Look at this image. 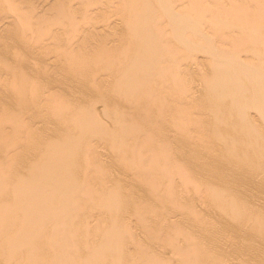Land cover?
<instances>
[{"label": "rangeland", "instance_id": "1", "mask_svg": "<svg viewBox=\"0 0 264 264\" xmlns=\"http://www.w3.org/2000/svg\"><path fill=\"white\" fill-rule=\"evenodd\" d=\"M122 1H124V0H0V119H1V121L3 120L4 124H7L6 127L10 129L11 125L9 123L11 122V119H12V121H14L15 119H17L18 114L21 113L22 115L20 114V116L21 117L23 116V119L24 120L26 119L25 121L27 123L29 120L31 121V122L29 121V123H28L29 126H28L27 124H23L26 122H23L21 117H20V119L23 123L22 122L19 123L18 121H20V120H18V121L16 120L20 125L21 124L24 126L27 125L26 130H24V132H26V131H28V132H26L25 134L29 133V130H31V129L32 130L30 132L32 133V135H35L37 133L35 137L33 136L34 140L31 138L32 136L29 137L30 134H27V138L29 137L28 140L31 139V141H33L32 142V145H33V144H35V140L38 139L36 144L39 141H41L40 143L42 145V149L38 146V148H40V149H38V150L34 149L33 150V146L31 147V143H30L31 141H29V143H30L29 147L30 148L29 147L28 148L31 149L30 150L31 154L29 155V151L25 152L26 154L24 153V151H27L26 147L24 145H26L28 143L23 144V147H21L22 146V143H21V146L18 147L19 149L15 150V151L21 150V152H23V154L26 155L25 159H24L25 156L22 155V157L20 158L21 160L27 161V155H29L28 156L29 159H28L27 163L25 161H23V163H22V161L20 160L19 164L22 163L21 165H25V164L31 165L28 163H30V161L32 162V159L34 158V156H35V158H34L35 160L36 159L40 160V158L38 156H36L38 154L37 151L43 152V150H46L45 147H48L44 144V142L46 141L44 139H48V140L52 139V141H53L54 139L55 140L59 139V137L61 139L62 138L61 136H63V138H64L65 135L62 134L64 132H68L69 133L68 137H70V138L65 137L64 139H66V141H67V139H69V140H71V142H73L72 139H74V138L79 139V140H77V144H75L76 140L73 143H71V142L69 143L68 141L67 142L65 141L66 142L65 143L63 138L61 139V141H59L60 143H57V141L54 140L55 143H57L58 147H59V149H58L57 145L54 144V146L56 145V147H55L56 151L61 152V154H59V155L63 156L65 154L64 156L66 157V153L70 154V156L68 158L66 157L68 159V161H70V159L73 158L74 156L76 157V156L82 155L79 153V151L81 149L87 150V152H89V153H87L86 151H83L84 152L83 153L81 150V153H83V155L84 154L85 155L89 154V155H86L87 157L84 155L85 159L84 158L83 159L86 161V163L82 162V161H84L83 159H82L81 163L86 164V166L82 167V164L79 163L78 165H80L79 166L80 168H78L77 167L78 165H75V164H73V167L71 166L72 163H74L73 159L75 157L73 159H71V161L69 163L67 161V159L63 156L65 162L66 161L68 162V163L66 162L67 163V165H66V163L63 161V163H65L64 166L69 167V169H71V171H67L69 169L65 168L67 171L66 173L72 174V171H74V168L77 170V172H79L78 169H80L79 174L75 171L76 174H78V175H76V174L75 175L77 177L79 176L78 178H76L77 180L76 181L74 180V182H73V180L71 179L72 180V182H71V180L69 179L70 180L69 181L67 178L70 175H67L66 173H64L65 169L62 173H61V171L58 173L56 172L59 169H57L56 171L53 172V170H55L54 169L55 167L53 168L52 166H54V165L49 166V164L54 163V161H52L54 159L52 157L48 156L49 153L46 151L43 152L45 154H43V153L42 154L45 156V158L47 157V159L49 160L48 161L46 159L47 163H45V158H42L43 155L41 156V153L39 154L41 157V163L44 160L45 166L49 163L46 166V168L48 166L51 168V171H50L51 173L49 172L47 174V175L51 174V176H46V174L44 173V172H47L48 169H46V171L43 172L45 175L43 174V176H42V174H41L40 178L44 177V179H42V178L39 179L38 176H37L38 177L37 178L36 177L37 174L36 175L32 174L33 178L29 177L32 169L30 168L31 170L28 171L27 168H29V167L27 165L21 167L19 165L17 166V164L15 163L16 168L17 167L18 168L13 169V167L15 165L14 166L12 165V166H10V167H12V169H13L12 170L9 167L8 163H5V161L2 160L3 159L2 158L3 153H1V151H0V167L4 168L1 170H4V171L6 170L8 172L11 171V173L13 171V173H12L13 175L25 174L24 175L25 177H22V175H18V176L25 178V179H23V181L25 180V182H28V183H29L28 180L30 178L33 179L30 184H32V182H35V180L37 181V179H39V181L37 183L38 184L42 183L43 185L42 184H40V185L35 184L36 182L34 184H35V187H39L42 185V187H39L40 189H42V188L44 189L47 187L45 185L51 184L50 183L51 181L45 180V177H47L46 179H48V177H50L49 179H51L53 177L58 176V180L54 179V180H56L55 181L56 184L54 183V181H52V183H54V185H50V186H53L52 191L54 190V186H58L57 184L62 181V179H60L62 177V175L64 174V176H65V174H66L65 177L67 178V180L63 176L62 178L65 179L66 181L61 182V183H66L68 181L67 187L69 185L70 189L67 187L66 188L71 190V192L68 190L69 191L68 194L70 196L69 195L65 196V194L67 195V189L63 188L62 185L60 186V188L62 187L63 191H66V193L65 192L62 193L63 192L62 190H61L62 192L61 191L56 192L55 191L56 188L52 192L51 187L48 186L47 188L50 189V192L52 194L54 193L53 195H55L56 193L58 194V192L62 193V194H59L60 196L58 195L59 197L56 196L57 195L56 194L55 195L56 198H52L51 197L52 194H48V192L46 191L47 188H46V190L44 189L45 193H43L42 192L43 189L41 190V192H39L40 189L37 188L38 192H36L35 187H32V189L33 188L35 189L32 191L36 194H34L33 192L32 193L35 196H38V199L36 197H34L33 194H31L29 197L30 200L34 199L40 203H41L40 200H42V202H44L46 204V207H45V205L42 206L45 209L44 211H46V213L45 212L44 213L46 215L50 214L49 216H51V215L53 216L55 214V216H53V217L51 216V217L52 218L55 217L54 220L59 217V220H61L63 223L61 222L62 224H60L59 221L56 219L57 221L54 223L58 222L59 226L57 223V226L55 225V227H54L53 226L54 224L53 225L51 224V223H53L54 220L51 217H49L50 219H47L48 216L46 217V215H44V213L42 211L43 208H42V210L39 209L42 211V212H40L38 209H36L33 206L34 205L32 203L33 200H31L30 204L31 205L33 204L32 205L33 206V208H32L33 212L31 211L32 215H30V219L33 217L32 218L33 220H31V222L33 221V223H31V224H32V226L35 227L37 232H35L33 230L34 227H32L30 223L28 225H30V227H31L30 231L31 232L34 231V232H32V234L35 233L34 235L36 237L38 236L37 237L38 239H36V237H35V241H34V239H33L34 235L31 234L32 240L30 237L29 241L31 240V242L29 243V241H28L29 244H25V248H26L25 250H27L26 246H28V248H29L28 250H31V249L32 250L29 252L26 251L29 254L28 255L26 253L28 255V257L26 254L23 255L24 257H21L24 261L28 260L27 263L24 261L23 262L25 264H66V262H67V264H70V263H68L67 260L70 259L72 262L73 261L72 259H74L75 262H73L71 264H86V262H89L88 264H90V263L91 264H264V227L262 229V226H264V154H262L263 157H261L259 155V153L256 154V156H258L259 158L253 156L252 152L249 151L250 148L248 146H246V145H250V144H246L250 140V138H249L248 140H246V143H240V144L235 143L239 147L236 145L237 148L234 150H232L234 147L233 148L230 147V148H232L231 149L232 151L230 152V154H232V156L236 160L232 157H230L231 159H229V155H227V153L225 155V150L227 151L226 148H228L227 146H229V145L231 146L230 142L232 140H234V142H236L238 134L235 133V135H234V131H232V130L237 129V128H241L243 130V129H249L250 127H252L251 130L253 132V136L255 137L257 135L256 137L259 138L258 144H260V146H262L263 151H264V122H263L264 120H262L260 118L259 114L257 115L258 112L257 113L254 112L255 109L250 108L254 111H252L250 109L247 111V112H250V113H248V115H249L248 116V123L251 124V125L248 124V126H249L248 128H247V123H246L245 128H243L245 126V124H243L244 126L242 125L243 127L239 126L237 128L232 129V128H230V126H228L229 127L228 128L226 126V124L228 122H226V120L224 121V118H223L224 115L223 114L226 113L229 108H231L233 102H235V101H231V99L229 97L227 98V100L225 98L226 102L229 101V102H227L229 104H228V108L226 106L227 103H225L226 107H223L225 100H223V98L219 96L220 93H229L228 87H227L228 92H220L219 94H217L216 100L214 103V104H218V106L222 103L220 105V107L224 108V109H222V111H221V108H220V112H222L223 114L219 113V111H218L219 108L217 107V105L215 108H212L215 106L212 104L211 108L210 107L207 108L208 107L207 102L206 101L203 102V100H204L203 97L206 94H208V92H211L208 86H207L208 88H205L206 90L207 89L209 90L208 92L204 89V87H206V84L209 83L210 81L214 82V83L216 82V84L220 83L219 81H221L223 83L224 80H226V76L229 77V75H231V77L234 76V78L237 75L236 77H238V78L234 79L235 81L238 79L236 81V83H240L239 80L253 76L254 78H257L258 81L260 80V82L264 86V84H263L264 78L261 79L260 78L261 76H259V74L264 76V74H263V72H264V64H263V62H264L263 61L264 60V49H263V47L264 46L263 45L264 44H262L264 41V38H263V40L261 39L262 41L257 44V46L259 45L256 49V51L259 52L258 56L257 55L256 56L252 55L253 57L250 56L251 54L246 52V49L244 52L241 53V54H244L242 56V59L245 58V62H247L246 64L249 65L250 62L255 61L254 63L252 62V64H254L255 67L257 64L259 66H261V67H259L257 65V67H256L257 69L254 67V65L251 66L252 64H250V66L253 68H250L249 66H247L253 72L252 73L251 70L249 69V72H251L249 75V73L246 70L243 71L244 68H241L242 67L241 64H244L242 62V61H244V59L242 60L240 58L242 61H240L241 64L238 63L236 65L237 67L236 66L231 67L234 65H232V62H230L228 59L226 60L225 63H224V60H222V59H219V61L222 60L223 63L219 62L217 59H214V63H213L212 62L213 58L211 56L214 57V54H210L213 52H209L210 50H213L216 45L218 46V44H221V41H222L221 40L222 38H220L221 34H219V32H217V30L219 31V28L216 27V29H217L216 30L215 27L210 24L211 18H213V17L216 18L214 15H218L219 14L218 11H220V13H221V11H222L221 6H226L224 8L222 7L223 9L229 7L230 6L229 0H226V1L225 0H221V1L220 0H189V3L185 2V0H183L185 3H187V5L185 3L183 4L182 0H156V1L153 0L151 3H149L148 0H137L139 4L142 2V7L146 3L150 4L153 7L150 10L149 16L146 15L145 17L148 16L146 21H148L150 23V24H148V26L152 27L153 28L152 31H154V32L152 33L150 30V33H148L149 32L148 30L150 29L149 28L148 30H146L148 33V34H146L147 35L146 37L143 36L145 33H142V36H143L142 38L144 39V42L142 44L143 49L146 48V46H147L146 43L149 44L152 42L151 39H149L150 36H152V34H154V33H155V35L156 34L158 35V33H157L158 31L162 32V33H160V34H162V35H160V37H158L159 35L157 36L160 41H158V38L155 35H153L156 38H155V40H153L154 38L151 37L152 40L154 42H158V43H155L152 46H150L149 50H151L152 48H156L154 46L155 45L158 46L160 43L162 45H159V46L162 47L164 44V42H162V41H165V43H166V39L168 40V39H172L173 37H176L175 30H172L171 26L168 25V17L167 16L172 13V9L174 6H175V9L177 11L181 12L180 7H183V8H184V6L188 7L190 2H192V1H193L192 7L190 6L189 7L190 9H187L189 11L193 8L191 11V15L188 17L189 21L182 24L181 31H184L186 28H190L194 34V36H192L191 30L188 31V36L191 37L190 39L194 38V40L199 41L200 40L199 36L206 37L205 35H207L208 36L207 38L210 41H214L211 43L213 45L214 44H216V45L212 47L211 43H210V45L207 44L209 42V40L207 38H205L208 41L203 39V44L206 43V45H208L207 48L204 49V47H203V49H201L200 47L195 46L194 51L198 52V53H195L194 51L191 52L192 50H190L189 46H188V48H187V46L183 47L182 44H178L175 42L176 52H175V49H173L174 51L172 50V53L176 54V57L178 58L176 60H178V62H180L181 64L177 63V66H174V70L176 69L175 72H177V73L180 69L181 70L179 71V73L177 75L178 79L176 78L178 83L177 84L174 83L175 84L174 87H176V89L173 87L175 90H177V92H175L177 96L175 95V93H173V95L175 97L172 98L173 95H171L172 101L170 99V93L167 92V94H166V92H164L162 94L163 99H160L162 101L159 102L158 98H160V95L157 94L159 96L158 97L157 95H155L156 93L155 94L152 93V88H150V87H152L151 85H150V87L146 86V85H149V83H150L149 81L154 82V80L158 79L157 77H154V76H153V78H151L150 75H148V76H150V78H148V77H146V78L148 80L149 79H152V80H149V81L147 80L148 81L147 82L145 79V76L148 74V72L152 73L151 75H155L152 72V71H154L153 68H152L153 70L150 69L151 71H148L145 74L142 72V74H143L142 77L144 78L143 80L146 82L145 86L142 89L144 91L143 95L146 96L147 93L149 92L148 90H151V91H150V94H148L149 97L144 96L146 100L142 99V100H144L143 103L140 101L141 99H139V103L141 102L140 105H142V104L145 105V106H142L143 107L142 109H144V110L140 111V114H139L140 119H138L139 115L136 114L137 113L136 110L135 111L133 110V109H136L137 107L140 106V105L137 106L138 99L135 98L136 96L132 97V95H131V97H130L129 95H125V93H124V96L130 97L131 100H132V98L133 99L135 98L137 100V103H136V101H133L134 103L131 104V106L128 104H126L127 105L126 106L123 102L125 100L124 98H123L124 99L123 101L121 100L122 101L121 103L123 105L117 101H115V102L119 103V104H117V105L113 104V103H115V102H113L114 99L116 100L117 97L114 95L111 96L109 94L111 96L110 97L108 95L110 97V99L113 97H116V98H113V101H112V99H111V101H110V99H107V101L109 100L110 102H113V103H110V105L114 107V108H112L114 112L111 111V106L109 105L110 108L109 107L108 108L110 109V112L114 114L115 111L117 110L120 114L119 115L117 113L119 115V117L122 114L121 117L125 118L127 121L126 122L125 119H122L120 121L122 123L124 121L127 124L130 123V121H128V120H131V119H127L128 117L126 115V113L128 111L129 112L127 114L129 115L130 118L132 117V121H131L130 125H127L125 127L124 126L120 127L122 124L119 122V124H121L119 126V124H117L118 120L116 119V118H119L118 115H117V117H115L116 113L114 115H111L109 113V109L105 110L106 107H104V106L108 105L109 101L108 102L106 101L108 103V104H106V102L102 101L101 99H103L105 96L103 94L104 93L103 90H107V88H104L103 85L105 84L106 87H108V85H107V84H109L108 80H109V82L112 81V82H110L111 84L115 83L117 81V79L115 78V76H116L115 72L120 70L117 68H119V67L122 68L121 65H124L125 62L123 61L124 63L123 62L120 63L121 65L119 63L115 62L117 64H113L114 66L115 65L116 66L114 68H112V66L110 67V65H112V64L111 63L109 64L110 60H108L109 62H108V65L106 67V65L104 64L105 59H106V56H105L106 52L104 51V54H102V56H100V54L102 52H99V51L101 50L100 48H102V47L98 48L97 44H99V46H101V44H102V46H104L103 43L105 42L104 44H107L106 45L107 47H111L112 44L117 43L116 42L117 38L114 39V37L116 36V33L118 35V34H120V31H122V32L124 31L123 30L124 25H122V24H123V18H125L124 15L126 14V10H129L133 14V16L137 17L138 19H142V21H143L142 10L140 8L134 9L132 7V4H133V2H135V0H125L123 6H122ZM128 1H130V3H128ZM217 1L218 2L220 1L222 3V4L220 3V5L218 3V5L220 6L218 8L219 10L216 9L218 5L215 6L217 4ZM232 1H234V3L237 1L235 3L237 5L234 4L235 6H239L240 8H245L246 6H244L243 3L248 2L249 0H245V1L242 0L244 2H242L241 0H232ZM250 1L252 3L254 2L253 0H250ZM250 1H249V4L245 3V5L251 6ZM258 1H259V3L262 2L261 0H256L253 3V6H255L258 3ZM180 3H182L184 6ZM259 3L257 5H260ZM253 6H251V9H253L252 8ZM263 6H264V4L261 6V10H262L261 13L264 14V7ZM213 8H214V10H213ZM193 10H194V12H193ZM204 11L207 14H205V13H204V15H203V13L201 14V12H204ZM211 14H212V16H211ZM201 15L204 17H207V18H205V20L209 19L211 17L209 21L206 20V22H209V23L206 24L204 17H201ZM237 17H238V15L236 17H233V18L230 17V18H232L233 21L230 18L229 19L232 22H234L235 24H237L238 23L237 20L240 19V21H241V18H242L240 16H239V18H237ZM234 18H236V19H234ZM253 19H254V17H253ZM253 19H251V20H253ZM148 26H147V28H148ZM231 26H233V23ZM121 27H123V28H121ZM145 29H146V27H145ZM234 30H236L235 32H237V29H234ZM114 31H115V33L113 34L112 32H114ZM155 31H157V32H155ZM203 32H205L206 34L204 33L205 35H201L200 33L203 34ZM235 32L231 33V34H233V37L235 35L234 34ZM149 34H151V35H149ZM239 34L240 33H236L235 37ZM223 35L228 36L229 33H225ZM188 36H187V39L190 40ZM146 38L149 40H147ZM161 38H164L165 40H163ZM201 38H203V37H201ZM104 40H107V42ZM172 40L174 41L175 39L173 38ZM173 41H172V44H173ZM170 42H167V43L169 44ZM244 42L245 41H243V43ZM69 43H71V44H69ZM73 43H74V46H73ZM80 43H82V44H80ZM69 45H71V48L72 47L74 48L73 51L69 47ZM79 45L82 47V49ZM169 45H165V46L169 47ZM228 45H229V43H228ZM245 45H247V43L243 44V46H245ZM86 46H87V48L85 49ZM159 46H158V48H159ZM165 46H164V49L166 48ZM259 47L262 50L259 49ZM148 48H149V45L146 49H144V51L142 49V52H143L142 58H143V55H146V54L149 55L150 54V53H148L149 50L147 51ZM183 48L184 49L187 48V50L188 51L190 50V51L189 52L185 51ZM67 49L68 50L71 49V52L74 53V54L73 53L72 54L75 55V57H76V59L74 58L75 60H77V58H79V60H77L76 62H73L74 66H75V70H74L75 73H74V71L73 72L69 71V74L72 75V76L69 75L70 78L68 77V73H67L68 71L66 72L63 69L65 67V66H63L64 62H65V61H63L64 59H62V63H61V60L59 61V58H57V57H60L61 52L63 53V51H65ZM77 49L80 51L77 52ZM160 49H161V52H165V53L167 50H169V48H166L167 49V50L165 49L166 51H164V50L162 51V48H160ZM203 50H206V51L208 50V52H209L208 56H210V58L208 57L209 59L207 58V55H206L208 53L205 54L206 51H204V53H203ZM184 51H185V53H184ZM76 52L79 53V55ZM84 52H88V56L86 55L87 53H84ZM169 52H170V50H169ZM75 53L79 57H77V55ZM83 53L85 54V56H84V58H81L84 55ZM98 53H100V54H98ZM172 53L170 52V54H172ZM188 53H189V55H188ZM170 54H168L169 58L171 57ZM91 55H93V56H91ZM161 55H162V53H161ZM86 57H89V61H88V58H86ZM240 57H241V55H240ZM61 58H62V55H61ZM175 58H174V56L171 58L172 61L174 60L173 63L167 62L168 59L167 60L165 59V60L167 63L174 64L177 62L175 60ZM246 58L249 60H247ZM85 59L88 62V63L86 62L87 64L85 63V61H86ZM103 59H104V61H103ZM257 59H260V62H258ZM90 60H91V62H90ZM207 60H210V61H208L209 63L207 62ZM80 61H81V63H80ZM169 61H170V59H169ZM228 61H229V64L231 63V65L227 64ZM192 62H194V63L196 62V64H194V63L192 64ZM211 62H212V64H218L219 63V66L218 67L214 66V65L210 64ZM256 62H258V63H256ZM89 63H90V65H89ZM190 63L192 65H190ZM60 65H61V67H60ZM65 65L68 66L67 63H65ZM238 65H239L240 69H242L243 73H241L242 71L239 69ZM74 66H73V68H74ZM108 66H109V69L110 68L114 69V72H112V73H114V75H112V73H111L112 70H110V75H112L111 77H113L114 80H112V78H111V80L109 79L110 75L108 74L109 73V71H108L109 69H107ZM117 66H119V67H117ZM126 66L127 65H125L124 68H126ZM178 66H180V68ZM226 66H229L230 68H232V71L234 73V74L232 73L233 75L231 74V69L227 68ZM177 67H178V70H177ZM213 67H215V68L213 69ZM244 67H246V66H244ZM262 67H263V69L261 71ZM45 68L47 71L45 70ZM115 68L117 69V71L115 70ZM222 68L223 69L225 68L224 69L225 72H228V73H225ZM19 69H20L19 72L22 74L23 79H24V77H26V78L23 80L24 82H21L19 79V85H18V83H16L15 76H12V75H14L15 72H17ZM43 69L45 71H43ZM65 69H66V67H65ZM171 69H172V66H171ZM211 69H212V72H209V71H211ZM253 69H255V72H256V70L258 72V69H260L259 71H261L262 73L258 72V74H257V72L255 73ZM22 71H24V72H22ZM213 71H214V73H213ZM19 72L16 73V75L19 74V78H21ZM223 72H224V74H222ZM208 73H209V75H208ZM217 73H218V75H217ZM254 73H255V75H254ZM61 74H62V76H60ZM76 74L77 75L79 74L78 77L76 76ZM175 74H174V77H175ZM205 74H207L208 77H206L207 75H205ZM214 74H216V76H212ZM221 75H222V77H221ZM50 76H52V77H50ZM118 76L120 77V74ZM217 76L219 78L221 77V79H219V78L217 79ZM106 77H107V79H106ZM129 77H131L130 82L133 83L135 81V80H133L134 79L133 76H129ZM129 77H127L125 79H129ZM172 77L173 76L171 75L170 80ZM215 77H216V79H215ZM240 77H242V78L240 79ZM69 79H72L73 81L69 80ZM118 79H121V78H118ZM159 80L160 79H158L157 81H159ZM174 81L177 82L176 80H171L169 82L172 83ZM99 82H100V84H102V86H100ZM160 82L162 83V85H165L167 81L164 83L161 80ZM169 82L167 84H169ZM78 83H81V84H78ZM95 83L97 85V88H99L98 86H100V89L103 88V89H101L103 91L102 93H101V90H99L100 93H98V94L96 93L99 91H97L95 89V87H96ZM156 83L158 84V82H156ZM71 84L72 85L74 84V85L72 86ZM116 84H117V82L115 84H112V85H114V87H115ZM119 84L121 85V83H119ZM123 84H124V82H123ZM157 84H155V85L157 86ZM17 85H18V88H17ZM82 85L85 87H83ZM155 85H153V87ZM162 85H161V87H162ZM172 85H173V83H172ZM159 86H157V90H158ZM148 88H150V89H148ZM163 88H164V86H163ZM45 89L47 91H45ZM157 90H156V88L154 89V91H157ZM203 90H205L206 93H203ZM22 91L24 92V94H27V96L26 95L24 96V99L21 97V95L23 94ZM40 91H41V93H40ZM48 91H49V93H52L53 97H54V95H55V97H58L57 98L58 103H59V101H62L63 103L60 102L62 105L64 104V102H66L69 107L71 106L70 108L69 107L67 108L69 110H67V109L65 110V108H66L65 105H64L65 108L62 106L60 108H59V106L56 108L57 105L55 106L54 103H56L57 101L56 102L52 101L53 104H52V107L49 106L51 108V109H49L50 110L49 112L54 111V109L52 110V108L54 106L56 108V110L58 108L60 109V110L58 109L59 112H61V110H63L62 112L65 113V114L63 113V115H62L61 114L62 112H61L60 115L62 117L61 116L59 117V112L57 114L56 110H55L53 113H56V114H54V115H56V116L58 115V117L55 116L56 120L54 119V116L53 117L48 116L52 112L49 113L47 111V109H46V111L49 114L46 115V113L45 114L43 113V110L45 109L46 106H45V104L41 103L42 105L45 106L42 109L41 108L42 105H40V102H43V101L41 98H38V97H42V95H43L42 98H44L43 100H44V102H46L45 97H44L45 94H43V92H45L47 95H49L47 93ZM21 92H22V94H21ZM151 93H152V95H151ZM122 94L123 93H121L120 95L122 96ZM165 94L169 96V97L168 96H166V97L170 100L169 101L170 103L167 102L168 103V105H167L166 101H168V100H167V98H165V100H166L165 105H167V106H165L166 108L165 107H163V108H165V112L167 110L166 114L164 113V110H161L163 108L160 109L158 107V109L161 110L159 112V114H161V117H160L157 114L158 111H156L158 109H156L155 107L157 106V104H160V103H162V105L164 104L163 102H164ZM89 95H90V97H89ZM101 96H102V98H101ZM154 96H155V98L152 99ZM94 97L97 99H95ZM128 97H127V99H128ZM140 97H142V95ZM144 97H142V98H144ZM35 98L38 99L39 101L36 100ZM106 98L107 97H105V99ZM147 98H150L149 101ZM219 98L222 100H220ZM55 99L56 98H53V100H55ZM129 99H128V101H129ZM33 100L36 102H34ZM150 100H152L153 102ZM173 100L175 102H177V103H174L177 105L172 106ZM217 100H218V103H217ZM118 101H120L119 97H118ZM130 101H129V103H130ZM154 101L156 102V104ZM150 102L152 103V106H153L152 109L150 108L151 107ZM157 102H159V103H157ZM230 102L232 104H230ZM58 103H56V104H58ZM87 103H90V105ZM148 103H150L149 106H148ZM67 104H66V106H67ZM88 105H89V108L91 110H89ZM118 105H122L121 108ZM204 105L206 106L204 108H207L209 110L205 111L206 109L201 108V110H202L201 111L199 107L200 106L203 107ZM210 105L211 104H209V106ZM39 106H41V107H39ZM78 106L79 107L81 106V107L79 108ZM83 106H85V107H83ZM133 106L134 107L137 106V107L133 108ZM174 106H176L175 108H176V110H178V113H175L177 115V117L175 114L170 115L171 108H173ZM49 107H47V108H49ZM122 107L123 108L125 107L124 112H122L123 111ZM71 108L74 110L75 113L73 112V110ZM87 108H88V110H87ZM146 108H150L153 111V113H155V111H156L155 114L157 116H156L155 120H158V121H155V122H156V124H158L157 126H153V124L155 125V123H153L154 122V114L152 113L153 117L150 116V118H149V115H151V111L148 109L150 112V114H149L148 112H146L147 111ZM78 109H79V112H80V110H84L81 113H79L82 116L83 115L85 116L86 113L88 112L86 115L88 117V118L86 117L87 119L84 116L81 117V118H83V120L85 122V124H83L84 127H82V123H80L81 125H79V126H81V128H83V129L80 128L81 130L89 132V131H91L90 129H92L90 127L93 126V129H92L93 132L91 131V133H94L95 132L94 130L96 129V127L103 125L100 127V129L103 127L102 129H105L106 132L103 130L104 133H102L100 131V129L97 128L96 129L97 132L98 131L101 132L99 136L95 132L96 133V134L94 133L95 136L92 135L91 133H87L89 137H84V135L87 136V134H84V132H82L81 130L79 131L80 132L79 135L77 134L78 133L77 132V133H71V136H70V132H71L70 129H69V131H63V129L68 130V128H71L73 126V125H70L71 121H73L76 124V122H75L76 120L73 117L74 116L76 117L75 114H77V116H80L76 112ZM179 109L180 110H182V109L186 110L187 109V111H188V112H186L187 114H183L181 111L180 112L184 116H188V117H189V115H191V116L193 115L192 117H194L198 120L195 121L196 119H194L190 116V118H192L194 121L192 119H191L192 122L190 121V123H188L189 121L188 122L186 121V123H187L186 124L187 126H186L183 122H185V120H188V119H186V117H184L185 120H182L183 118L181 119L180 116L183 117V115L179 114L180 113ZM71 110L74 113V116L71 115L72 114L70 112ZM86 110H87V112H86ZM93 110L96 112V114ZM176 110H175V112H177ZM203 110H204V112H207V113H204ZM225 110H226V112H225ZM215 111L219 113V114L217 113L219 117L221 116L219 119L223 118V120L218 121L219 124H217V125H219L218 127L220 128V130L217 129L218 128L217 126L213 127L214 126L213 123L216 122V119L218 117L215 114L216 119L213 118L215 116L213 113H216ZM89 112H91V113L89 114ZM141 112H143V114H145L147 116L143 115ZM209 112L211 114H209ZM53 113H52V115H53ZM129 113H132V115ZM162 113L164 115H168V116L167 117L163 116ZM45 115H46V117H45ZM65 115H66V117L70 116V118L73 116L72 120L71 121L69 120L70 123H68L69 117H67V119H66ZM173 115L176 118L175 119L176 121L178 119L177 124L175 123V120H173V121L171 120L173 118V117L171 118V116H173ZM211 115H214V116L209 118V116H211ZM37 116H38V118H37ZM111 116H112V118H111ZM169 116H170V119H169L170 121L168 120L169 122L167 121V124L165 125V123H164L165 121H162L163 120L162 117H165L164 119H166V118L168 119ZM250 116H251L253 122L251 119H249ZM47 117L48 118L52 117L51 119H53V120L45 119ZM114 117H115V120H114ZM142 117L144 118L143 120L145 122L142 121ZM158 117H160V118H158ZM151 118H153L152 119L153 122L151 121ZM161 118H162V120H161ZM199 118H200V120H199ZM61 119L62 120L64 119V120L62 121ZM109 119L110 120L112 119V121H110ZM204 119L206 121H204ZM210 119H212V120H210ZM254 119H256V120H254ZM45 120H46V122L48 120H50V122L48 121V123L46 124ZM60 120L62 122H60ZM83 120L80 119L79 121H83ZM95 120H97V121L99 120L101 123L99 124V122H96ZM148 120L152 124L148 123ZM250 120L252 123L250 122ZM16 121H14V122H15V124L18 125V123H16ZM55 121H57L56 123H58V121H59L60 124L59 123L58 124L61 126L63 124H64L63 126H65L68 123L70 125V127L67 124L65 126V128H61V126H60V129H59V126L56 125ZM93 121H95L96 124ZM222 121H223V123L225 122V124H223ZM254 121L256 123L258 122L257 125H256V123H254ZM125 122H124V124H125ZM133 122H135V124ZM172 122L174 123V125L176 124L175 128L173 127L174 125L172 126V124H171ZM181 122H182L181 127L184 124V126L182 127L183 129L181 127L177 128ZM206 122L208 124H209V122L210 123L212 122L211 124H209V125H211L212 128L210 126L206 128V126L208 125ZM218 122H216V123H218ZM93 123H94V125H93ZM168 123H169V127H168ZM42 124L45 125L46 127L43 126ZM50 124H52V125H50ZM142 124L143 125L145 124V126L140 128L141 126H143ZM188 124L189 125L192 124L191 127H189ZM201 124L203 125V127L206 130L203 129ZM252 124H254L255 127H253ZM8 125H10V126L8 127ZM20 125L17 127L15 125V127L17 128V130L15 132V134H16L15 136H16L17 140H21L20 139L21 137L17 138V136L18 135L21 136L22 135L21 133L23 132V130H20V129H19V131H22V132H20V134H18V132H17L18 128H20ZM76 125H77L76 128L79 127L78 123ZM95 125H96V127L94 128ZM148 125L152 126L153 128L156 127V128H154L155 130L161 129L160 133L159 134L155 133V130L152 131L153 128L151 127L152 129H150L149 128L150 126H148ZM196 125H199L201 128L199 126H196ZM228 125H230V123H228ZM30 126H31V129L29 128ZM117 126L120 127V129ZM15 127L13 128V130L16 129ZM86 127H88V128H86ZM184 127H186V128H184ZM4 128H5V126H4ZM7 128H5L6 131L3 130L4 134L8 133L7 131L9 129H7ZM74 128H75V126H74ZM84 128H85V130H84ZM106 128L109 130L112 128V130L109 131ZM113 128L116 130H114ZM124 128H127V130L126 129L124 130ZM170 128H171V130H170ZM255 128H257V130L254 131L253 129H255ZM47 129H50V130H47ZM58 129L60 130V133H59ZM86 129H88V131ZM139 129H141V130H139ZM212 129L215 131L217 129V131H216L217 138L214 136L215 133L212 134L213 132H215ZM33 130H35V131L37 130V132L34 133ZM56 130L58 132H56ZM71 130H72V128H71ZM120 130H122V131H120ZM158 130H156V132H159ZM203 130H205V131H203ZM209 130H212V132L210 133ZM239 130L238 131L236 130V132L239 133ZM3 131L0 130V132H3ZM10 131L12 133V128H11V130H9V133H10ZM49 131H51V132H49ZM76 131H78V130H76ZM108 131L110 134L107 133ZM118 131L121 132V134L119 133L121 135V137L118 134ZM99 132H98V134H99ZM122 132H124V133H122ZM139 132H142L143 134L146 133L144 135L146 136L147 139L143 138L145 136L142 133L139 134ZM203 132H205V133H203ZM217 132H218V134H217ZM240 132H241V130H240ZM58 133H59V135L60 134H62V135L59 136ZM68 133H66V134H68ZM81 133L84 134V135H82L84 137V139H83V137H81V138L79 137L81 135ZM112 133H114V134H112ZM72 134H74V135L72 136ZM128 134H130V136ZM201 134L203 137L201 136ZM254 134H256V135H254ZM40 135L42 137L43 136L45 137V135H47L49 138L45 137L43 139H40L41 138ZM75 135L79 138H76ZM109 135H111L110 139H109ZM113 135H115V136H113ZM218 135H220V138H218ZM22 136H24V135H22ZM71 137H73V138L71 139ZM112 137H113V139H112ZM137 137H139V138H137ZM221 137H222V139H221ZM226 137L228 139H229V137L232 139H229L230 141L228 140L227 142H225ZM86 138L87 139L89 138L91 140L88 139L89 141L87 140L88 141L87 142ZM122 138H123V140H122ZM125 138H127V139H125ZM131 138H132V141H131ZM253 139L254 138L252 137V140ZM28 140L26 142H28ZM42 140L44 141L43 143H42ZM82 140H84V141H82ZM128 140H129V142H128ZM137 140L138 141L140 140V141L137 142ZM223 140H225V141H223ZM254 140H255V142L257 141L256 139H254ZM23 141L25 143V139ZM164 141H168V142H164ZM90 142L92 143V145ZM234 142L232 141V145H234L233 144ZM40 143H38V144L40 145ZM47 143L49 145L50 142H47ZM83 143L85 145L87 144V147ZM129 143L131 144V148H130ZM149 143H151V144H149ZM176 143H178V144H176ZM218 143L221 145H219ZM226 143H228L229 145H227ZM248 143H251V142H248ZM65 144L66 145L70 144L69 146L71 148L72 147L74 148L73 150H70V152L74 151L76 149V147H78V146L81 147V149L77 148L75 150L76 152L78 151L79 155L78 154L74 155L75 152L69 153V151H66L67 149L70 148V147L68 148V145L66 146L67 149L63 153L62 148L63 149L66 148ZM122 144H124L125 146H123ZM126 144H128V145H126ZM172 144H175V145H172ZM186 144H188V145H186ZM204 144H205V146H204ZM223 144H225V146ZM19 145H20V143H19ZM37 145H35V147ZM52 145H50V146H52ZM62 145H64V146L62 147ZM119 145L122 147L123 150L125 149L124 151L127 152V150L128 149L129 150L126 153V155H128V156H126V155L124 157L119 156L120 159L118 158L119 159L118 160V159H116L117 156L115 157V159L113 156H115L117 154L119 155V153L122 152V149L118 150L119 152L117 151V149L120 148ZM144 145L146 148L144 147ZM160 145L162 146V148ZM166 145L171 146V147H168V146L166 147ZM182 145H184V146H182ZM116 146L119 148H117ZM135 146H136V148H135ZM215 146L216 147L218 146L219 148L221 147L219 150L223 149L222 152H224L223 154L226 157L222 153H221V155L225 157V158L223 157V159H225L224 161H223L221 155H218V157L221 156V157H219V159L217 158V155L214 156V154H216L215 152L219 151V150H217V151L215 150L217 148L214 149ZM153 147H156V148H154L155 149L154 152L152 150ZM181 147H183V148H181ZM211 147H213V149ZM23 148H25V149H23ZM87 148L90 150H88ZM112 148H113V150H111ZM172 148H175V149H172ZM204 148L205 149L207 148V149L205 150ZM230 148H229V151H230ZM8 149H9V147H8ZM22 149H23V151H22ZM114 149L116 150L115 155L113 152ZM147 149L148 150L151 149V153H150V150L148 151ZM9 150H11V149H9ZM211 150L212 151L214 150L213 154H212ZM11 151L14 152L13 150H11ZM35 151L37 153H35ZM124 151H123V153H124ZM145 151L149 152L150 154L146 153ZM157 151H160V152L156 153ZM164 151H167V152H164ZM206 151H208V153L210 152V156L212 154V156H214V158L212 156H211L212 158H210V156H208L209 154H207ZM133 152H135V153H133ZM174 152H176V153L174 154ZM33 153H35L36 155L33 156ZM160 153L161 154L164 153L165 154V155L163 154L164 157L162 155H159L160 157L156 156V154H160ZM170 153H172V155H168ZM72 154L74 156H71ZM173 154H174V156H173ZM200 154H202V155L200 156ZM249 154H251V155H249ZM198 155H199L200 159L198 158ZM246 155H248V156H246ZM36 157H38V158H36ZM82 157L83 156H81V158ZM128 157H130L131 160H129L130 158L128 159ZM146 157H147V159H146ZM149 157H151V158H149ZM162 157L165 158L166 161L164 159H162ZM204 157H205V159H204ZM30 158H31V160H30ZM140 158L142 160H140ZM158 158H160L159 161H158ZM168 158H169V160H167ZM261 158L263 159V161H261L262 160ZM123 159L125 161H123ZM132 159L134 161H132ZM161 159L164 161H162ZM215 159H218V160H215ZM156 160L162 165H160ZM160 160L162 162H160ZM200 160H202V161H200ZM119 161L120 162L122 161V162L120 163ZM140 161H141L142 166L140 164ZM205 161H206V163H205ZM123 162H125V163H123ZM129 162H132L134 165H132V163L130 164ZM147 162H148V164H147ZM221 162H224V163H221ZM41 163H37V165L41 164ZM44 163L41 165L42 168L45 167ZM167 163H168V165H167ZM226 163H228V165ZM229 163L230 164L234 163L233 166L236 164H237L236 166H238V164H239L240 167L238 166V168L240 170L238 168L237 169L234 168L236 166H234L233 167L234 169H232V164L230 167ZM35 164L33 163V166H36ZM126 164H127L128 169L126 168ZM128 164H130L133 168ZM156 165H158L157 167H159V168H156ZM164 165H166V166H164ZM241 165L242 166L244 165V167L245 166H247V167L241 168ZM5 166H6V168H5ZM70 166H71V168H70ZM160 166H161V168H160ZM226 166L229 168H227ZM24 167H25V170H23ZM193 167H195V168H193ZM207 167H209V168H207ZM100 168H102V170ZM131 168H132V170H131ZM138 168H140V169H138ZM141 168H142V170H141ZM163 168H165V169L163 170ZM223 168H224V171H223ZM251 168H253V169H251ZM26 169H27V171H26ZM104 169L106 170V173L104 172L105 171ZM96 170L98 172L101 171L102 174L101 173H100L101 175L99 173L97 174ZM137 170L141 171V172H139L140 174L137 172ZM165 170L167 172H165ZM235 170H237V171H235ZM3 172H1V173H3ZM83 172L86 175H83ZM223 172H224V174H225V172H226V174L227 173L228 174L224 175ZM240 172H243V173H240ZM28 173H30V174L28 175ZM54 173H55V175H56V173L58 175L54 176ZM60 173H61V175H60L61 177L59 176ZM198 173H200V174H198ZM205 173H207V174H205ZM12 174H10L11 178L13 177ZM92 174L94 176L93 178H92ZM235 174H237V175H235ZM6 175H8V173L3 174V176L0 174V176H2V177H5ZM75 175H73V179H75L74 178ZM90 175H91V177H90ZM95 175L96 176L100 175L101 177L99 176V178H97L98 176L96 177ZM228 175L231 177H229ZM227 176L229 178H227ZM138 177H139V179H138ZM11 178H9V179H11ZM22 178H21V180H22ZM100 178L102 179V181ZM19 179H20V177H19ZM2 180L8 181V178L2 179ZM137 181H138V183H137ZM69 182H71V183H69ZM93 182H94V184H93ZM12 183H13V181H12ZM6 184H7V182H6ZM8 185H9V183H8ZM11 185L12 184L10 183L9 186H11ZM63 185L65 186L66 184H63ZM115 185H117L119 188L115 189ZM9 186H8V188H9ZM106 186H108V187H106ZM113 186H114L115 191L116 190L119 191L118 189H121V191L115 192L113 189ZM8 188H6V190ZM110 188L113 191H111V192L108 191V189H110ZM57 190H59V188ZM102 190L105 191L107 193V195ZM9 192H10V188H9ZM72 193H74V194H72ZM78 194H79V197H81V199H82L81 200L82 201L81 203H83L82 205H80V202H78L79 201L78 199H80V198L79 197L76 198V196ZM81 194H83V197L81 196ZM6 195L7 194H4L5 198L8 199V197ZM62 195L64 197L63 201L66 200V202L61 203L62 200L61 201L58 200L60 198L62 199ZM104 195H106L107 198L114 196V200L117 202H115L113 200V198H109L111 200L106 199V197H104ZM8 196H9V194H8ZM19 196L15 195L16 198L20 199ZM126 196H127V198H125ZM3 197H1V199L4 201L5 198L3 199ZM15 197L13 199V197L10 195V198H12V199L9 198V200L7 202L11 201V203L13 204V202L15 203V201H16V202H18V203H16V205L17 204L20 205V202L22 200L20 199L21 201L19 202V200L18 199L16 200ZM103 197L105 198V200ZM100 198H101V200H100ZM116 198H119V199H116ZM2 200L0 201V203L1 202L3 203ZM12 200H13V202H12ZM106 200H108L109 202H107ZM36 201H35V204H36ZM55 201H56V204H57V202H60V203H58V205L60 204V207L59 206L57 207V205L55 206V204H53V202L55 203ZM50 202L53 205H50L49 204ZM4 203H6V202H4ZM4 203L1 205L2 206L4 205L3 207L6 209L3 208V211H5V213L3 214L2 213L3 211H1L2 208H0V211H1L0 216L3 214L0 217L1 218L0 220L4 221V220L8 219L6 217H8L11 214H13L12 215L13 217L16 216L15 218H17V214L21 215L20 209L22 208V206L17 205L18 207H21V208H18V210H15L17 208V206L15 204L14 205L16 206V208H14L15 206L13 207V205L12 206L7 205L8 207L11 206V207H9L11 210H9V208L6 206L7 203L6 204H4ZM11 203H9V204H11ZM75 203H79V206H80L79 209H76V211L74 209V207H76ZM113 203L114 204L117 203L119 207L121 206L120 207L121 209L117 206V204L115 205V207H113V206L111 207V205ZM24 204H23V206H24ZM61 204L63 205V207L66 204L72 205L73 209L70 208L69 206L68 207H69V209H72L74 212L70 210L72 213L71 212L69 213L68 208H66V207H64V208L67 209L66 211H68V212H65L64 208L62 209L63 211L61 209L58 210L57 208L62 207ZM1 205H0V207H2ZM107 205L110 206L109 208H111V210L108 209ZM48 206H51V207H48ZM52 206H55V207H52ZM105 206H106V208H105ZM116 207H118L119 210ZM112 208H114L115 211L112 210ZM116 209H117V212H119V214H117ZM13 211H17V214L14 215L16 212L14 213ZM111 211L114 213V215H113L114 217L112 216ZM38 212L40 215H41V213H43V215H42L43 218L40 217ZM107 212H109V213H107ZM5 214H6V217H4V219H2L3 216H5ZM44 217H45V219H44ZM17 219H19V218H17ZM42 219H44V220H42ZM46 219H47V221L50 220V222L52 220L53 221L51 223L49 221L45 222ZM260 223H262V224H260ZM258 224H260V225H258ZM30 227H29V229H30ZM257 227H259V230ZM15 228H17V227H15ZM37 228H39L40 230L42 229V230L39 231V229L37 230ZM17 229L20 230L19 227ZM111 229L113 230V232L110 231L112 233L110 235L111 236L110 237L108 235V231ZM18 230H16V231H18ZM259 231H261V232H259ZM37 233L41 234L42 237L40 238L39 235H36ZM114 233H115V235H114ZM113 235H114V237L116 236L115 237L116 239H114ZM50 242H52V243H50ZM47 243L49 246L47 245ZM11 244L12 243L8 244V248ZM14 244L16 245V242ZM50 244L51 245L56 244V245H58V247L55 245L56 246L55 248H53L54 246H52V248H51ZM4 245L5 244H2L3 248H2V246H0V249L2 248L3 251L7 254V252H6L7 251L6 250L7 245H5V247H4ZM12 246H13V244H12ZM31 246H32V248L30 249ZM23 248L21 250H24ZM3 251H0V255L4 254V253H2ZM19 252H21V251H19ZM48 252L50 253V256H49V254H47V255L45 254ZM17 253H18V251L16 252V255L14 256L15 258L17 257ZM21 253H19L20 254L19 256H21L25 252H23L22 254ZM4 255H2V257L0 256V258L6 257ZM12 255H14V254H12ZM25 255H26L27 259H24V258H26ZM6 258H8V257H6ZM11 258H13V257L10 256V259ZM18 258L20 259V257H18ZM10 259H9V261H10ZM19 259H17V260L19 261ZM22 259L20 260L21 262H22ZM5 260L7 261V259H5ZM9 261L7 262L8 264H9ZM12 261H14V259H12ZM16 261L14 262L15 264H18L20 262V261L19 262L18 261L16 262ZM1 262H3L2 259H1ZM7 263H5V264H7ZM11 263L14 264L13 262H11ZM19 264H22V263H19Z\"/></svg>", "mask_w": 264, "mask_h": 264}, {"label": "bare ground", "instance_id": "2", "mask_svg": "<svg viewBox=\"0 0 264 264\" xmlns=\"http://www.w3.org/2000/svg\"><path fill=\"white\" fill-rule=\"evenodd\" d=\"M124 1H125V0H124ZM124 1H122V6L124 5ZM152 1H153V0H148L149 3H151ZM154 1H156V0H154ZM182 1H183V0H182ZM220 1H221V0H220ZM220 1H219V2L217 1V4H216L215 6H217L218 3H219V5H220V3H221ZM225 1H226V0H225ZM229 1H230V3H229L230 6H229V7L223 9V8L226 7V6H221V9H222L221 13H220V11H218V10H219L218 8H219L220 6H219V5L217 6L216 9H218L217 11L219 12V14H218V15H214L216 18H214V17L211 18V17H210V18H211L210 24H211L212 26H214L215 29H216V27L219 28V31H218L217 29H216V30H217V32H219V34H221V36H220V38H222V39H221V40H222V41H221V44H218V46H217L216 44L213 45L211 42H214V41H210V40L207 38L208 36L205 35V34H206L205 32H203V34H202V33H200V34H201V35H205L206 37H204V36H199V35H200V34H199L198 36H199L200 40H199V41H196V40H194V38H193V39H190L191 37L188 36V31L191 30L190 28H186L184 31H181L182 24H183V23H186L187 21H189V20H188V17L191 15V11H192V9H193V8H192V9L189 10V11L187 10V9H190V8H189L190 6L192 7V3H193V1L190 2V4L188 5V7H186V6H184L183 4H184L185 2L189 3V0H185V2H184V1L182 2L183 4L180 3V4H182V5L184 6V8H183V7H180V8H181V9H180L181 12L177 11V10L175 9V6H174L173 9H172V13H171L170 15L167 16V17H168V25L171 26L172 30H175L176 37H173L175 40L173 41V40H172L173 38H172V39H168V40L166 39V43L171 41V42L169 43L170 45H169L168 43L166 44L165 41H162V40H161L162 42H164V44H163L162 47L159 46V45H162V44L160 43L159 45L157 44V45L159 46V48H158V46L155 45L154 47H156V48H152L151 50H149V49H150V46H152V45L155 44V43H158V42H154L153 40H155V38H156L158 35H159L158 37H160V35H162V34H160V33H162L161 31H160V32H159V31H158V32L155 31V32L158 33V35H157V34L155 35V33L152 34V36H150V38H149V39H151L152 42L149 43V44L146 43V45H147L146 48H147L148 45H149V48L147 49V51L149 50L150 52L148 51V53H150L151 55H150V54H149V55L146 54L147 56H146V55H143V58H144L145 56L147 57V58L145 57V58L143 59V58H142V54H143V52H142V49H143V48H142V44H143V42H144V39H143L142 37H143V36L146 37V36H147L146 34L150 33V30H151L152 33L154 32V31H152L153 28L148 26V24H150V23H149L148 21H146L147 17L149 16L150 10H151L153 7H152L150 4H148V3L144 4L143 7H142V2L139 4L138 1L135 0V2H133V4H132V7H133L134 9H138V8H140V9L142 10V13H143V15H142L143 21H142V19H138L137 17L133 16V14H132L129 10H126V14L124 15L125 18H123V24H122V25H124V29H123L124 31H123V32L120 31V34H118V35H117V33H116V36L114 35V36H115L114 39L117 38V39H116V42H117V43L112 44L113 46L111 45V47H107V46H106L107 44H104L105 42L103 43L104 46H102V44H101V46H99V44H97V45H98V46H97L98 48L102 47V48H100L102 51L99 49V50H100L99 52H102V53H101V54L98 53V54H100V56H102V54H104V51L106 52V55H105V56H106V59L103 57V58L105 59V63H104V64L106 65V67H107L108 62H109L108 60H110L109 64H110V63L112 64V65H110V67L112 66V68H114V67L116 66V65L114 66L113 64H117V63L120 64V63H122L123 61L125 62L124 65H121V64H120V65L122 66V68H120L119 66H117V67H119V68H117V69H120V70L117 71V69L115 68V70L117 71V72H115V73H116L115 78L117 79V81L115 80V81L117 82L116 86L114 87V85H112V84H115L116 82L111 84L110 82H112V81L109 82V80H108V83H109V84H107L108 87H106L105 84H104L105 86L103 85V87H104V88H107V90H103V91H104L103 94H104L105 96H104V98H103L104 100H103V99H101V100L106 102L107 99H110V97L114 95V96L117 97V99H116V100L114 99V101H113V98H116V97L111 98L113 102L117 101V102H120V104H122L121 102L125 99V100L123 101L124 104H125V105L128 104V105L131 106V104L134 103L133 101H136V103H137V100H136V99H138V103H139V99H141L140 101L143 103L144 100H146L145 97H146V96L149 97L148 94H150V91H151V90H148V89L152 88V93H153V94L156 93L155 95H157V94L160 95V98H158V99H159V100H158L159 102L162 101V100H160V99H163V95H162V94H163L164 92H166V94H167V92L170 93V99H171V101H172V98L175 97V96L173 95V93L177 92V90H175L176 87H174V85L178 83V81H177L178 76H177V75H178L179 71L181 70V69H180V70L178 71V73L175 72L176 69L174 70V66H177V63H180V62H178V60H176V59H178V58L176 57V54H175V53H172V50H173V49H175V52H176L175 42L178 43V44H182L183 47L187 46V48H188V46H189L190 50H192L191 52H193L195 46L200 47L201 49H203V47H204V49H206L208 45H206V43L203 44V39L207 38V39L209 40V42H208L207 44L210 45V43H211V44H212V45H211L212 47L216 45V46L214 47L213 50H210V51H209V52H213V53H210V54H214V57L211 56V57L213 58V61H212L213 63H214V59H217L218 61H219V59H222V60H224V63H225L226 60L228 59L230 62H232V65H234V66H231V67H235L238 63L241 64L240 61H242V60L244 59V61H242L244 64H241V66H242L241 68H244L243 71L246 70V71L249 73V75H250V73L252 72V70H251L250 68H253V67H251V66L254 65V64H252V62L254 63L255 61H252V62L249 61L250 64H252L251 66H250V64H249V65L246 64L247 62H245V58L242 59V56H243L244 54H241V53L244 52L245 49H246V52H248V53L251 54L250 56H252V55H255V56L257 55V56H258V53H259V52L256 51V49H257V47H258L259 45L257 46V44L260 43V42L263 40V38H264V14L261 13V12H262V10H261V6L264 4V0H261L263 3H262V2L259 3V1H258V3H259L260 5H257V4H258V3H257V4H256L257 6H256L255 4H254L255 6H253V3H254L256 0H253V1H254L253 3L249 0V1L252 3V4L250 3V5L253 6V7H252L253 9H251V6L245 5V3H246V4H247V3L249 4V1L243 3L244 6H246L245 8H240L239 6H235V5H237V4H235L237 1H236L235 3H234V1H232V0H229ZM229 1H228V2H229ZM241 1H242V0H241ZM244 1H245V0H244ZM244 1H242V2H244ZM215 2H216V1H215ZM238 2H239V1H238ZM128 3H130V1H128ZM187 3H185V4L187 5ZM223 3H224V2H223ZM240 3H241V2H240ZM261 3H262V4H261ZM221 4H222V3H221ZM224 4H225V3H224ZM234 4H235V5H234ZM182 5H181V6H182ZM241 5H242V4H241ZM222 7H223V8H222ZM263 7H264V6H263ZM176 8H177V7H176ZM213 10H214V8H213ZM193 12H194V10H193ZM193 12H192V13H193ZM195 12H196V11H195ZM211 12H212V11H211ZM218 12H217V13H218ZM202 13H203V15H204L205 11H204V12H201V14H202ZM205 14H207V13H205ZM146 15H148V16L145 17ZM197 15H198V14H197ZM237 15H238L237 18H239V16L242 17V18H241V21H240V19L237 20L238 23L235 24L234 22H232V21H233L232 18H233V17H236ZM205 16H206V15H205ZM207 16H208V15H207ZM211 16H212V14H211ZM201 17H204V16L201 15ZM230 17H232V18H230ZM249 17H250V18H249ZM253 17H254V19H253ZM205 18H207V17H204V20H205ZM210 18H209V19H206V20L209 21ZM229 18H230L232 21H231ZM248 18H249V19H248ZM202 19H203V18H202ZM234 19H236V18H234ZM251 19H253V20H251ZM206 20H205V23H206V24L209 23V22H206ZM230 21H231V22H230ZM235 21H236V20H235ZM232 23H233V26H231ZM219 24H220V25H219ZM229 25H230V26H229ZM147 26H148V28H147ZM145 27H146V29H145ZM121 28H123V27H121ZM149 28H150V29H149ZM151 28H152V29H151ZM148 29H149V30H148ZM234 29H237V32H235L236 30H234ZM146 30H148L149 32L147 33ZM121 32H122V33H121ZM233 32H235V33H234L235 35H236V33H240V34L237 35L236 37H235V35H234V37H233V34H231V33H233ZM112 33L114 34L115 31L112 32ZM112 33H111V34H112ZM118 33H119V32H118ZM142 33H145V34L142 36ZM204 33H205V34H204ZM225 33H229V35H228V36L223 35V34H225ZM149 35H151V34H149ZM153 35H155L156 37H154ZM191 35L194 36L192 30H191ZM187 36L189 37L190 40L187 39ZM109 37H110V36H109ZM111 37H112V36H111ZM145 37H144V38H145ZM151 37L154 38V39L152 40ZM158 37H157V38H158ZM161 37H162V36H161ZM201 37H203V38H201ZM105 39H106V38H105ZM112 39H113V38H112ZM142 39H143V40H142ZM146 39H147V38H146ZM149 39H147V40H149ZM161 39L165 40L164 38H161ZM207 39H205V40H207ZM218 39H219V38H218ZM261 39H262V40H261ZM107 40H108V39H107ZM107 40H104V41L107 42ZM208 40H207V41H208ZM219 40H220V39H219ZM233 40H234V41H233ZM101 41H102V40H101ZM156 41H157V40H156ZM158 41H160L159 38H158ZM172 41H173V44H172ZM207 41H206V42H207ZM241 41H242V42H241ZM243 41H245V42L247 43V45L243 46V44H246L245 42L243 43ZM99 42H100V41H99ZM76 43H77V42H76ZM82 43H83V42H82ZM82 43H80V44H82ZM88 43H89V42H88ZM101 43H102V42H101ZM219 43H220V42H219ZM228 43H229V45H228ZM69 44H71V43H69ZM262 44H264V41H263ZM77 45H78V44H77ZM165 45H169V47H167V46H165ZM260 45H261V44H260ZM73 46H74V43H73ZM79 46H80V45H79ZM82 46H83V45H82ZM109 46H110V45H109ZM164 46H165L166 48H169V50H170V52H171L172 54H170L169 50H167V49L165 48V49L167 50V51H166V50L164 49ZM211 46H210V47H211ZM241 46H242L243 48H242ZM246 46H247V47H246ZM263 46H264V45H263ZM69 47L71 48V45H69ZM80 47H81V46H80ZM170 47H171V48H170ZM178 47H179V46H178ZM212 47H211V48H212ZM75 48H76V47H75ZM86 48H87V46L85 47V49H86ZM146 48H144V49H146ZM160 48H162V51H163V50L166 51V53H165V52H161V49H160ZM187 48H186V49L183 48V49H184L185 51H188ZM71 49H72V51H73L74 48L72 47ZM71 49H70V50L67 49V50L63 51V53L61 52L60 57H57V58H59V61L61 60V63H62V59H64L63 61H65V62H64V65H63V66H65L66 69H65V67H64V68L62 67V68H63L66 72L68 71V72H67V73H68V77H69V75H70V74H69V71H72V72H73V71L75 70V66H74L73 62H76L77 60H79V58H77V60H75L76 57H75V55H73L74 53L71 52ZM79 49H80V48H79ZM81 49H82V47H81ZM94 49H95V48H94ZM94 49H93V50H94ZM144 49H143V51H144ZM259 49H261V48L259 47ZM263 49H264V47H263ZM190 50H189V51H190ZM261 50H262V49H261ZM75 51H76V50H75ZM78 51H80V50L77 49V52H78ZM84 51H85V50H84ZM173 51H174V50H173ZM185 51H184V53H185ZM189 51H188V52H189ZM204 51H206V50H203V53H204ZM77 52H76V53H77ZM91 52H92V51H91ZM91 52H90V53H91ZM168 52H169V53H168ZM194 52H195V51H194ZM209 52H208V50L205 52V54L208 53V54H206V55H207V58H208V57L210 58V56H208V55H209ZM260 52H261V51H260ZM72 53H73V54H72ZM76 53H75V54H76ZM84 53H87L86 55L88 56V52H84ZM84 53H83V54H84ZM110 53H111V54H110ZM161 53H162V55H161ZM195 53H198V52L196 51ZM195 53H194V54H195ZM248 53H247V54H248ZM255 53H256V54H255ZM77 54L79 55V53H77ZM77 54H76V55H77ZM83 54H82V55H83ZM91 54H92V53H91ZM168 54H170V56H171L170 58H169ZM191 54H192V53H191ZM247 54H246V55H247ZM262 54H263V53H262ZM61 55H62V58H61ZM78 55H77V57H79ZM188 55H189V53H188ZM240 55H241V57H240ZM248 55H249V54H248ZM84 56H85V54H84L83 57H81V58H84ZM89 56H90V55H89ZM91 56H93V55H91ZM98 56H99V55H98ZM98 56H97V57H98ZM173 56H174V58L176 57L175 60L177 61V62L174 63V64H172V63L174 62V60H173V61L171 60V58H172ZM246 57H247V56H246ZM252 57H253V56H252ZM74 58H75V59H74ZM86 58H88V61H89V57H86ZM90 58H91V57H90ZM92 58H93V57H92ZM100 58H101V57H100ZM168 58L170 59V61H169ZM209 58H208V59H209ZM223 58H224V59H223ZM240 58H241L242 60H241ZM258 58H259V57H258ZM73 59H74V60H73ZM104 59H103V61H104ZM165 59H166V60L168 59L167 62H172V63H167ZM239 59H240V60H239ZM246 59H247V58H246ZM56 60H57V59H56ZM80 60H81V59H80ZM85 60H86V59H85ZM91 60H92V59H91ZM91 60H90V62H91ZM191 60H192V59H191ZM211 60H212V59H211ZM222 60L219 61V62H222ZM247 60H249V59H247ZM208 61H210V60H207V62H208ZM218 61H217V62H218ZM229 61L227 62V64H229ZM257 61L260 62V59H257ZM263 61H264V60H263ZM263 61H262V62H263ZM86 62H87V60L85 61V63H86ZM115 62H117V63H115ZM124 62H123V63H124ZM212 62H211L210 64H212ZM215 62H216V61H215ZM236 62H237V63H236ZM258 62H256V63H258ZM65 63H67L68 66H66ZM78 63H79V62H78ZM80 63H81V61H80ZM80 63H79V64H80ZM85 63H84V64H85ZM87 63H88V62H87ZM87 63H86V64H87ZM106 63H107V64H106ZM126 63H127V64H126ZM193 63H194V62H192V64H193ZM208 63H209V62H208ZM222 63H223V62H222ZM82 64H83V63H82ZM82 64H81V65H82ZM180 64H181V63H180ZM192 64L190 63V65H192ZM194 64H196V62H195ZM259 64H260V63H259ZM261 64H262V63H261ZM263 64H264V62H263ZM55 65H56V64H55ZM61 65H62V64H61ZM61 65H60V67H61ZM89 65H90V63H89ZM125 65H127L126 68H124ZM212 65L218 67V66H219V63H218V64H212ZM212 65H211V66H212ZM229 65H231V63H230ZM257 65H258V64H257ZM257 65H256V67H257ZM73 66H74V68H73ZM171 66H172V69H171ZM244 66H246V67L249 66L250 68H249V67L246 68V67H244ZM258 66H259V65H258ZM55 67H56V66H55ZM178 67L180 68V66H178ZM178 67H177V70H178ZM226 67L229 68V69H231V74H232V73H233L232 68H230L229 66H226ZM226 67H225V68H226ZM236 67H237V66H236ZM238 67H239V65H238ZM254 67H255V65H254ZM256 67H255V68H256ZM259 67H261V66H259ZM152 68L154 69V71H152V72H153L155 75H151L152 73L148 72V71H151L150 69H152ZM214 68H215V67H213V69H214ZM225 68H224V69H225ZM107 69H109V66H108ZM153 69H152V70H153ZM207 69H208V68H207ZM222 69H223V68H222ZM224 69H223V71L225 72ZM229 69H228V70H229ZM239 69H240V67H239ZM249 69L251 70V72H249ZM256 69H257V68H256ZM262 69H263V67L261 68V71H262ZM45 70H46V68H45ZM45 70L43 69V71H45ZM77 70H78V69H77ZM77 70H76V71H77ZM110 70H112L111 73L114 72V69H111V68H110V69L108 70V71H109V73H108L109 75H110ZM173 70H174V71H173ZM209 70H210V69H209ZM219 70H220V69H219ZM240 70L242 71V69H240ZM240 70H239V71H240ZM253 70H254V72H255V69H253ZM259 70H260V69H258V72L262 73V72L259 71ZM19 71H20V69H19L17 72H15L14 75H12V76H15V80H16V83H18V85H19V79H20L21 82H24L23 80L26 78V77H24V79H23V76H22V74H21ZM29 71H30V70H29ZM31 71H32V70H31ZM46 71H47V70H46ZM62 71H63V70H62ZM65 71H64V72H65ZM207 71H208V70H207ZM216 71H217V70H216ZM237 71H238V70H237ZM241 71H240V72H241ZM243 71H242L241 73H243ZM18 72L20 73V77H21V78H19V74L16 75V73H18ZM22 72H24V71H22ZM25 72H26V71H25ZM50 72H51V71H50ZM60 72H61V71H60ZM64 72H63V73H64ZM72 72H71V73H72ZM142 72H143L144 74H145L146 72H148V74H147L146 76L144 75L146 81L148 80L146 77L150 78V76H151V78H153V76H154V77H157L158 79H160L159 81H157L158 79L154 80L155 83H154L153 81H149V80H152V79H149V80H148L150 83H149V85H146V86H147V87H148V86L150 87V85H151L152 87H150V88L147 89L149 92H148V93L146 92V93H147L146 96L143 95V94H144V91L142 90L143 87H144L145 84H146V82L143 80L144 78L142 77V76H143ZM174 72H175L176 74H175ZM209 72H212V69H211V71H209ZM224 72H223L222 74H224ZM229 72H230V71H229ZM256 72H257V70H256ZM256 72H255V73H256ZM258 72H257V74H258ZM44 73H45V72H44ZM48 73H49V72H48ZM74 73H75V71H74ZM74 73H73V74H74ZM213 73H214V71H213ZM213 73H212V74H213ZM225 73H228V72H225ZM236 73H237V72H236ZM236 73H235V74H236ZM252 73H253V72H252ZM255 73H254V75H255ZM25 74H26V73H25ZM46 74H47V73H46ZM49 74H50V73H49ZM65 74H66V73H65ZM119 74H120V77L118 76ZM174 74H175V77H174ZM210 74H211V73H210ZM233 74H234V73H233ZM233 74H232V75H233ZM237 74H238V73H237ZM263 74H264V72H263ZM23 75H24V74H23ZM42 75H43V74H42ZM52 75H53V74H52ZM78 75H79V74H78ZM78 75L76 74L77 77H78ZM109 75H108V76H109ZM112 75H114V73H112ZM112 75H110V78L108 77L110 80H111V78H112V80H114L113 77H111ZM148 75H150V76H148ZM171 75L173 76V77L171 78V80H176V81H177V82H175V81L172 82L173 85H172L171 82H169V81H171V80H170ZM205 75H207V74H205ZM208 75H209V73H208ZM208 75H207L206 77H208ZM217 75H218V73H217ZM228 75H229V74H228ZM243 75H244V74H243ZM25 76H26V75H25ZM34 76H35V75H34ZM54 76H55V75H54ZM60 76H62V74H61ZM63 76H64V75H63ZM70 76H72V75H70ZM117 76H118V77H117ZM129 76H133V78H134L133 80H135L133 83L130 82V81H131V80H130L131 77H129ZM179 76H180V75H179ZM212 76H216V74H214V75H212ZM212 76H211V77H212ZM224 76H225V75H224ZM236 76H237V75H236ZM236 76H235V78H238V77H236ZM245 76H246V75H245ZM259 76H261V77H260L261 79L264 78L263 75H260V74H259ZM50 77H52V76H50ZM127 77H129V79H125V78H127ZM204 77H205V76H204ZM221 77H222V75H221ZM221 77L219 78V77L217 76V79H218V78L221 79ZM37 78H38V77H37ZM64 78H65V77H64ZM69 78H70V77H69ZM118 78H121V79H118ZM173 78H174V79H173ZM176 78H177V79H176ZM235 78H234V76L231 77V75H229V77L226 76V80H224L223 83H222L221 81H219L221 84L218 83V82H217L218 84H216V82L214 83V82H211V81H210L209 83L206 82L208 85L206 84V87H204V89L209 87V89H210L211 92H208L209 90H208V89H207V90L205 89V90L208 92V94H206V95L203 97V98H204L203 102H204V101L207 102V105H208L207 108H209V107L211 108L212 104L215 105V106L212 107V108H215L216 105H217V107L219 108V110H218L219 113H222V112H220V108H221L220 105H221L222 103H221V104L219 103V104H220L219 106H218V104H214V103H215V100H216V96H217V94H219L220 92H228V91H227V87H228V88H229V93H220V94H219V96L222 97L223 100H225V98H226V100H227V98L229 97V98L231 99V101H235V102H233V104L230 102V104H232V106H231V108L228 109L227 112H226L227 109L225 108V109H226V110H225L226 113H224V114L222 113V114L224 115V116H223L224 121L226 120V122L230 123V125H228V123H227L226 126H227V127L230 126V128L234 129V128H237V127L242 126L243 124H245V126L243 125L244 127L242 126L243 128H245V127H246V123H247V128H248V127H249V126H248V124H249V123H248V116H249L248 113H250V112H247V111H248L250 108L255 109V111L252 110V109H250V110L254 111L255 113L258 112L257 115L259 114V115H260V118H261L262 120H264V86L262 85V83L260 82V80L258 81V79H257V78H254L253 76L248 77V78H245V77H244L245 79L239 80L240 83H236V81H237L238 79L235 81V80H234ZM241 78H242V77H240V79H241ZM35 79H36V78H35ZM67 79H68V78H67ZM83 79H84V78H83ZM106 79H107V77H106ZM154 79H155V78H154ZM215 79H216V77H215ZM222 79H223V78H222ZM36 80H37V79H36ZM59 80H60V79H59ZM61 80H62V79H61ZM69 80H72V79H69ZM69 80H68V81H69ZM118 80H119L120 82H119ZM124 80H125V81H124ZM126 80H127V81H126ZM161 80H162L164 83L167 81L166 84H167L168 82H169V84H167V85H166V84H165V85H162V83L160 82ZM72 81H73V80H72ZM72 81H71V82H72ZM148 81H147V82H148ZM239 81H238V82H239ZM263 81H264V80H263ZM25 82H26V81H25ZM27 82H28V81H27ZM34 82H35V81H34ZM118 82L121 83V85H120ZM123 82H124V84H123ZM151 82H152V83H151ZM156 82H158L159 85L161 84L162 87H161V85L159 86ZM159 82H160V83H159ZM31 83H32V82H31ZM153 83H154V84H153ZM164 83H163V84H164ZM174 83H175V84H174ZM57 84H58V83H57ZM78 84H81V83H78ZM99 84H100V82H99ZM118 84H119L120 86H119ZM126 84H127V85H126ZM147 84H148V83H147ZM155 84H157V86L160 87V88L158 87V90H157V86H156ZM263 84H264V83H263ZM18 85H17V88H18ZM68 85H69V84H68ZM71 85H72V84H71ZM73 85H74V84H73ZM73 85H72V86H73ZM95 85H96V83H95ZM117 85H118V86H117ZM153 85H155V86L153 87ZM211 85H212V86H211ZM82 86H83V85H82ZM100 86H102V84H100ZM100 86H98L99 88H97V85H96L95 89H96L97 91L103 89V88L100 89ZM163 86H164V88H163ZM176 86H177V85H176ZM204 86H205V85H204ZM207 86H208V87H207ZM76 87H77V86H76ZM83 87H85V86H83ZM173 87H174L175 89H174ZM25 88H26V87H25ZM66 88H67V87H66ZM89 88H90V87H89ZM93 88H94V87H93ZM111 88H112V89H111ZM155 88H156L157 91H154ZM95 89H94V90H95ZM110 89H111V90H110ZM144 90H145V89H144ZM205 90H203V93H206ZM45 91H47V90L45 89ZM103 91L101 90V93H102ZM141 91H142V92H141ZM172 91H173V92H172ZM204 91H205V92H204ZM22 92H23V91H22ZM22 92H21V94H22ZM62 92H63V91H62ZM171 92H172V93H171ZM40 93H41V91H40ZM47 93H48L49 95H47L45 92H43V94H45L44 97H45L46 102H44V100H43L44 98H42L43 95H42V97H38V98H41L42 101L44 102V103H43V102H40V105L45 104V106H46V107H45L44 105H42V107H41V106H39V107H41L42 109H43V107H45L44 110L46 111V109H47V111L49 112V111H50L49 109H51L49 106L52 107V104H53L52 101H54V102L57 101L56 103H58V99H57L58 97H55V95H54V97H53L52 93H49V91H48ZM96 93L98 94V93H100V91H99V92H96ZM121 93H123V94H122L123 97L120 95ZM124 93H125V95H129L130 97H131V95H132V97H133V96H136V97H135L136 99L134 98V99H135V100H134V99L132 98V100H131L130 97H128V96H124ZM152 93H151V95H152ZM201 93H202V92H201ZM56 94H57V93H56ZM66 94H67V93H66ZM103 94H102V95H103ZM109 94H110L111 96H110ZM166 94H165V96H164V102H163L164 104H163V105H162V103L157 104V106L155 107L156 109H158V107L161 109V108H163V107H165V106L168 105L167 102H169L170 100L166 97V96H168V95H166ZM22 95H23V96H22ZM22 95H21V97H22L23 99H24V96H25V95L27 96V94H24V92H23ZM108 95H109L110 97H109ZM141 95H142V97H144V96H145V97L142 98V97H140ZM151 95H150V96H151ZM158 95H157V96H158ZM171 95H173L172 98H171ZM175 95H176V93H175ZM137 96H138L139 98H138ZM176 96H177V95H176ZM219 96H218V97H219ZM72 97H73V96H72ZM83 97H84V96H83ZM89 97H90V95H89ZM105 97H107V98L105 99ZM118 97H119L120 101H118ZM127 97H128V99L130 98L129 101L131 100L132 102L130 101V103H129ZM151 97H152V96H151ZM158 97H159V96H158ZM168 97H169V96H168ZM201 97H202V96H201ZM218 97H217V98H218ZM36 98H37V97H36ZM36 98H35V99H36ZM53 98H56V99L53 100ZM94 98H95V97H94ZM101 98H102V96H101ZM123 98H124V99H123ZM154 98H155V96H154L152 99H154ZM165 98H167L168 101H166ZM33 99H34V98H33ZM95 99H97V98H95ZM111 99H110V101H111ZM142 99H144V100H142ZM147 99H148V101H149L150 98H147ZM219 99H220V98H219ZM36 100H38V99H36ZM121 100H122V101H121ZM175 100H176V99H175ZM220 100H222V99H220ZM226 100H225V102L223 101V102H224V104H223L224 106H223V107H226V106H227V108H228V104H229V103H227V102H229V101L226 102ZM33 101H34V100H33ZM38 101H39V100H38ZM38 101H37V102H38ZM65 101H66V100H65ZM108 101H109V100H108ZM108 101H107V102H108ZM110 101H109V104L106 102V104H108V105L105 104V105H106V106H104V107H106V109L104 108L105 110H107V109L110 108V107H109L110 103H113V102H110ZM125 101H126L127 103H126ZM150 101H152V100H150ZM165 101H166L167 105H165V104H166ZM34 102H36V101H34ZM60 102L63 103L62 101H59V103H60ZM141 102H140L139 104L137 103V106H139V105L141 104ZM152 102H153V101H152ZM154 102H155V101H154ZM159 102H157V103H159ZM41 103H42V104H41ZM56 103H54L55 106L57 105L56 108H57L58 106H59V108H60L61 106L64 107V105H65L66 108H65V107H64V108H65V110H66V109L69 107L68 104H67L66 102H64L63 105H62L61 103H60V104L58 103L59 105L56 104ZM65 103L67 104V106H66ZM150 103H151V102H150ZM150 103H148V106L150 105ZM169 103H170V102H169ZM174 103H177V102H175V101L173 100L172 106H173V105H177V104H174ZM208 103L211 104V105L209 106ZM217 103H218V100H217ZM225 103H227L226 106H225ZM234 103H235L236 105H235ZM35 104H36V103H35ZM37 104H38V103H37ZM72 104H73V103H72ZM76 104H77V103H76ZM82 104H83V103H82ZM82 104H81V105H82ZM87 104L90 105V103H87ZM113 104H116V105H117V104H119V103H116V102H115V103H113ZM155 104H156V102H155ZM38 105H39V104H38ZM78 105H79V104H78ZM83 105H84V104H83ZM89 105H88V108H89ZM122 105H123V104H122ZM122 105H118V106H120V108H121ZM125 105H124V106H125ZM159 105H160V106H159ZM161 105H162V106H161ZM205 105H206V104H205ZM205 105H204L203 107L200 106V107H199L200 110H201V108L206 107ZM75 106H76V105H75ZM110 106H111V105H110ZM114 106H115V105H114ZM126 106H127V105H126ZM130 106H129V107H130ZM137 106H136V107H137ZM140 106H141V107H140ZM140 106L137 107V108L133 106V108H136V109H133V110H134V111L136 110L137 113H136V112H135V113H136L137 115L140 114V111H141V110H144V109H142V108H143L142 106H145V105L142 104V105H140ZM150 106H151L150 108L152 109V107H153V106H152V103H151ZM47 107H49V108H47ZM70 107H71V106H70ZM70 107H69V108H70ZM78 107H79V106H78ZM80 107H81V106H80ZM80 107H79V108H80ZM83 107H85V106H83ZM83 107H82V108H83ZM91 107H92V106H91ZM108 107H109V108H108ZM115 107H116V106H115ZM175 107H176V106H174L173 108H171L170 115L175 114V113H178V110H176ZM56 108L53 106L52 110L54 109V111H55ZM59 108H58V109H59ZM64 108H63V109H64ZM76 108H77V107H76ZM88 108H87V110H88ZM112 108H114V107L111 106V111L114 112ZM127 108H128V107H127ZM150 108H146L147 111L145 110V111L148 112L149 114H150L149 110L151 111V115H149V118H150V116H152V113H153V111H152ZM165 108H166V107H165ZM165 108H163V109H161V110H164V113L166 114L167 110H166V112H165ZM167 108H168V107H167ZM207 108H204V109H206L205 111L209 110V109H207ZM262 108H263V109H262ZM58 109H57V110H58ZM61 109H62V108H61ZM71 109H72V108H71ZM85 109H86V108H85ZM128 109H129V108H128ZM131 109H132V108H131ZM148 109H149V110H148ZM153 109H154V108H153ZM222 109H224V108H221V111H222ZM44 110H43V113H44V114L46 113V115L49 114V113H51V112H52V113L54 112V111H51V112L47 113V111L45 112ZM57 110H56V113L58 114V112H59L60 109H59L58 111H57ZM67 110H69V109H67ZM72 110H73V109H72ZM72 110L70 111L72 114H71V113H70V114L74 116V113H75V112H74V110H73V112H74V113H73ZM87 110H86V112H87ZM89 110H91V109L89 108ZM122 110H123V111H122ZM122 110H121V111L124 112V111H125V107H124V108L122 107ZM161 110H159V109L156 110V111H158L157 114H158L160 117H161V114H159V112H160ZM175 110H176L177 112H175ZM188 110H189V109H188ZM210 110H211V109H210ZM214 110H215V109H214ZM62 111H63V110H61V112H62ZM82 111H84V110H80V112H79V109H78L76 112L79 114V113H81ZM93 111H94V110H93ZM126 111H127V110H126ZM156 111H155V113H156ZM180 111H181L183 114H187L186 112H188L187 109H186V110H185V109H184V110H183V109H182V110L179 109V112H180ZM183 111H184V112H183ZM190 111H191V110H190ZM201 111H202V110H201ZM211 111H212V110H211ZM211 111H210V112H211ZM216 111H217V110H216ZM216 111H215V112H216ZM61 112H59V117L61 116V115H60ZM94 112H95V111H94ZM128 112H129V111H128ZM128 112H127V113H128ZM162 112H163V111H162ZM181 112H180L179 114H182ZM203 112H204V110H203ZM210 112H209V114H211ZM52 113L49 114L48 116H49V117H50V116H52V117L54 116V119L56 120V118H55L56 115H54V114H56V113H53V115H52ZM63 113H64V112H62L61 114L63 115ZM87 113H88V112H87ZM87 113H86V115H87ZM90 113H91V112H89V114H90ZM109 113H110L111 115H114V114L116 113V114H115V117H117V115L119 114V112H118L117 110L115 111L114 114L111 113V112H110V109H109ZM117 113H118V114H117ZM127 113H126V115H127V117H128L127 119H131V120H128V121H130V123H131V121H132V117L130 118L129 115H128ZM135 113H134V114H135ZM141 113L143 114V112H141ZM155 113H153V114H154V122L152 121L153 118H151V121H152L153 123H155V125L153 124V126H157V125H158V124H156V122H155V121H158V120H155V118H156V116H157ZM204 113H207V112H204ZM217 113H218V112L213 113V114H214V115L216 114V115L218 116L219 113H218V114H217ZM255 113H254V114H255ZM20 114H21V113L18 114L17 119H15L14 121H16V120H17V121L20 120V121H18L19 123L22 122V121H23V122H26V121H25L26 119L24 120V119H23V116L21 117ZM44 114H43V115H44ZM64 114H65V113H64ZM70 114H69V115H70ZM95 114H96V112H95ZM124 114H125V113H124ZM129 114L132 115V113H129ZM162 114H163V113H162ZM183 114H182V115H183ZM21 115H22V114H21ZM46 115H45V117H46ZM67 115H68V114H67ZM75 115H76V117H75V116H74V117L72 116V117L76 120V121H75L76 124L78 123V126H79V125H81L80 123H82V127H84L83 124H85V122H84L83 118H81V117H83L84 115H83V116L80 115V114H79L80 116H77V114H75ZM86 115L84 116L85 118L87 117ZM93 115H94V114H93ZM119 115H120V114H119ZM119 115H118V117H119ZM143 115H145V114H143ZM175 115H176V114H175ZM188 115H189V114H188ZM214 115L209 116V118H211V117L214 116ZM216 115L213 117L214 119H216ZM220 115H221V114H220ZM32 116H33V115H32ZM34 116H35V115H34ZM121 116H122V114H121ZM121 116H120L119 118H116V119L118 120V123H117V124H119V122H120L122 119H125V118H122ZM145 116H147V115H145ZM163 116H166V117H167L168 115H164V114H163ZM190 116H191V115H189V117H188V116H184V115H183V117L180 116L181 119L183 118L182 120H185L184 117H186V119H188V120H185V122H183L185 125L187 124L186 121H187V122L189 121L188 123H190V121L192 122V120H193L192 118H194V117H192V116H193V115H192V116H191L192 118H190ZM202 116H203V115H202ZM20 117L22 118V121H21ZM42 117H43V116H42ZM52 117H51V118H52ZM56 117H58V115H57ZM61 117H62V116H61ZM63 117H64V116H63ZM67 117H69V118H68V121H69V120H70V121L72 120V117H71V118H70V116H67ZM67 117H66V115H65V118H66V119H67ZM107 117H108V116H107ZM115 117H114V120H115ZM152 117H153V116H152ZM160 117H158V118H160ZM172 117H173L174 119H173ZM176 117H177V115H176ZM187 117H188V118H187ZM197 117H198V116H197ZM220 117H221V116H220ZM220 117H219V116L217 117L216 122L223 120V118H222V119H219ZM30 118H31V117H30ZM37 118H38V116H37ZM40 118H41V117H40ZM40 118H39V119H40ZM43 118H44V117H43ZM51 118H48V117H47V118H45V119L53 120V119H51ZM87 118H88V117H87ZM87 118H86V119H87ZM111 118H112V116H111ZM162 118H163V120H162ZM162 118H161V120H162V121H165L164 123H165V125H166V124H167V121L170 119V116L168 117V119L166 118L167 120L164 119L165 117H162ZM171 118H172V119H171L172 121L176 119V118L174 117V115L171 116ZM189 118H190V119H189ZM205 118H206V117H205ZM32 119H33V118H32ZM80 119H82L83 121H79ZM138 119H140V115H139V118H138ZM143 119H144V118L142 117V121L145 122ZM145 119H146V118H145ZM181 119H180V120H181ZM191 119H192V120H191ZM194 119H196V118H194ZM249 119L252 120L251 116H250ZM28 120H29V119H28ZM40 120H41V119H40ZM50 120H48V121L50 122ZM61 120H62V119H61ZM61 120H60V122H62L64 119H63L62 121H61ZM92 120H93V119H92ZM99 120H100V119H99ZM99 120H98V121L95 120V121H96V122H99V124H100L101 122H100ZM107 120H108V119H107ZM109 120H110V119H109ZM114 120H113V121H114ZM117 120H116V121H117ZM197 120H198V119H196L195 121H197ZM199 120H200V118H199ZM202 120H203V119H202ZM210 120H212V119H210ZM251 120H250V122H251ZM254 120H256V119H254ZM14 121H12V119H11V122H10V121H9L10 123L8 122V123L11 125V128H12V133H11V131H10V133H11V134H10V133H9V130H11V128H10V129L7 128V127H6L7 124H4V121H3V120L1 121V119H0V130H2V131H3V130L6 131L5 128L9 129V130L7 131L9 134H8V133H7V134H4V131H3V132H0V148H1L0 151H1V153H3V154H2V156H3V157H2V158H3L2 160L5 161V163H8L9 167L12 166V165H13V166L15 165V166L13 167V169H17L18 167L16 168V164H17V166L19 165V166H21V167L27 165V164H25V165H21V164L23 163V161H25L26 163L28 162V159H29L28 156L31 154V153H30V152H31V151H30L31 149H29V148H30V147H29V146H30V143H31V147L33 146V150H34V149H37V150H38V149H40V148L42 149V145H41V143H40L41 141L38 142V143H40L41 146H40L38 143H37L38 145L36 144V142H37L38 139L35 140V144H33V145H32V142H33V141H31V139L28 140V138H29L30 136H32L31 138L33 139V136L35 137L36 134H37V133H36L35 135H32V133L30 132V131L32 130V129H31V126L29 127L31 130H29V133H27V134H30L28 138H27V134H25V133L28 132V131L24 132V130H26V126L28 125V123H29L30 120L28 121V123H27V122H26V123H23V122H22L23 124H27V125H25V126L21 124L23 127H22L17 121H16V123H18V125L15 124ZM33 121H34V120H33ZM48 121L46 122V120H45L46 124L48 123ZM70 121H69L68 123H70ZM85 121H86V120H85ZM95 121H93V122H95ZM110 121H112V119H111ZM123 121H124V120H123ZM125 121H126V119H125ZM125 121H124V122H125ZM169 121H170V120H169ZM169 121H168V122H169ZM177 121H178V119H177ZM177 121L175 120V123H176V124H177ZM193 121H194V120H193ZM204 121H206V120L204 119ZM214 121H215V120H214ZM30 122H31V121H30ZM56 122H57V121H55V123H56ZM91 122H92V121H91ZM96 122H95V124H96ZM124 122H123V123L120 122L122 125L119 124V126L121 125L120 127H123V126L125 127V126H127V125H130V123H129V124L126 123L127 121L125 122L126 125L124 124ZM202 122H203V121H202ZM212 122H213V121H212ZM212 122H211V123H212ZM216 122L213 123V124H214L213 127H215V126L218 127V126H219V125H217V124H219V122H218V123H216ZM252 122H253V120H252ZM252 122H251V123H252ZM263 122H264V121H263ZM58 123H59V121H58ZM58 123H56V125H58V126H59V129H60V126H61V125H59L60 123H59V124H58ZM68 123H67V124H68ZM71 123H72V124H71ZM71 123H70V125H73V126L71 127L72 130H71V128H68V130H67V129H66V130L63 129V131H69V129H70V131H71V132H70V136H71V133H77V132H78L77 134L79 135V134H80L79 131H80L81 129H83V128H81V126H79V127L76 128L77 125H76L73 121H71ZM73 123H74V124H73ZM104 123H105V122H104ZM133 123L135 124V122H133ZM133 123H132V124H133ZM138 123H139V122H138ZM141 123H142V122H141ZM148 123H150L149 120H148ZM148 123H147V124H148ZM194 123H195V122H194ZM199 123H200V122H199ZM206 123H207V122H206ZM211 123L209 122V124H211ZM220 123H221V122H220ZM222 123H223V121H222ZM254 123H256V122L254 121ZM257 123H258V122H257ZM257 123H256V125H257ZM34 124H35V123H34ZM61 124H62V123H61ZM67 124H66V125H67ZM99 124H98V125H99ZM123 124H124V125H123ZM150 124H152V123H150ZM160 124H161V123H160ZM171 124H172V126L174 125L173 122H172ZM176 124H175V125H176ZM181 124H182V122L179 124V126H178L177 128H180V127H181ZM184 124H183V126H184ZM207 124H208V123H207ZM209 124H208L207 126L205 125L206 128L209 127V126L211 127V125H209ZM215 124H216V125H215ZM223 124H225V122H224ZM10 125H8V127H9ZM15 125H16V127L20 125V128H18V131H17L18 134H20V132H22V131H19V129H20V130H23V132H22L21 134L24 135V136H22V135H21V136H20V135L17 136V138H18V137H21V138H20L21 140H17V139H16V136H15L16 134H15V132H16L17 128L15 127ZM32 125H33V124H32ZM42 125H43V124H42ZM48 125H49V124H48ZM50 125H52V124H50ZM53 125H54V124H53ZM63 125H64V124H63ZM63 125H62V126H63ZM66 125H65V126H66ZM70 125L68 124L69 127H70ZM90 125H91V124H90ZM93 125H94V123H93ZM142 125H143V124H142ZM175 125L173 126L174 128L176 127ZM188 125H189V124H188ZM191 125H192V124H191ZM191 125H189V127H191ZM201 125H202V124H201ZM249 125H251V124H249ZM4 126H5V128H4ZM28 126H29V125H28ZM37 126H38V125H37ZM39 126H40V125H39ZM43 126H45V125H43ZM54 126H55V125H54ZM54 126H53V127H54ZM62 126H61V128H65V126H63V127H62ZM74 126H75V128H74ZM91 126H92V125H91ZM101 126H103V125H101ZM101 126L96 127V125H95L94 128L96 127V129H97V128L100 129ZM106 126H107V125H106ZM113 126H114V125H113ZM144 126H145V124H144L143 126H141L140 128H142V127H144ZM148 126H150V125H148ZM159 126H160V125H159ZM172 126H171V127H172ZM183 126H182V127H183ZM186 126H187V125H186ZM196 126H199V125H196ZM220 126H221V125H220ZM252 126L255 127L254 124H252ZM14 127L16 128L15 130H13ZM45 127H46V126H45ZM108 127H109V126H108ZM108 127H107V128H108ZM117 127H118V126H117ZM120 127H118V128L120 129ZM146 127H147V126H146ZM146 127H145V128H146ZM151 127H152V126H150L149 128L152 129L153 127H152V128H151ZM168 127H169V123H168ZM182 127H181V128H182ZM199 127H200V126H199ZM202 127H203V125H202ZM217 127H216V128H217ZM2 128H3V129H2ZM40 128H41V127H40ZM40 128H39V129H40ZM43 128H44V127H43ZM80 128H81V129H80ZM86 128H88V127H86ZM90 128L93 129V126L90 127ZM102 128H103V127H102ZM102 128H101V129H102ZM107 128H106V129H107ZM154 128H156V127H154ZM154 128L152 129V131L155 130ZM177 128H176V129H177ZM184 128H186V127H184ZM197 128H198V127H197ZM200 128H201V127H200ZM211 128H212V127H211ZM228 128H229V127H228ZM251 128H252V127H250L249 129H243V130H242L241 128H237V129L232 130V131H234V135H235V133H237L238 135L236 134V135H237L236 142H234V140H232V141L234 142L233 144H234L235 146L232 145V141L230 142V143H231V146L228 144L229 142L226 143V144L229 145V146H227L228 148H226L227 151H226L225 149H224V150H225V155H226V153H227V155H229V159H231L230 157L234 158V157L232 156V154H230V152H231L232 150H234V149L237 148L236 145H237V144H240V143H246V140H248L249 138H250L251 141L249 140L248 142H251V143H248V142L246 143V144H250V145H246V146H248V147L250 148L249 151L252 152L253 156H255V157H258V156H256V154H258V153H259V155H260L261 157H263L262 154H264V153H263L264 151H263L262 146H260V144H258L259 138L256 137V136H257L256 134H254V135H256L255 137L253 136V132H252ZM35 129H36V128H35ZM54 129H55V128H54ZM59 129H58V130H59ZM92 129H90V130L93 132ZM96 129H95L94 131L97 133L98 136L100 135L101 132L104 133L103 130L106 132L105 129H102V130L100 129L101 132L98 131V132H99V134H98V132H97ZM113 129H114V128H113ZM121 129H122V128H121ZM125 129L127 130V128H124V130H125ZM182 129H183V128H182ZM203 129H205V128L203 127ZM208 129H209V128H208ZM213 129H214V128H213ZM213 129H212V130H213ZM217 129L220 130L219 127H218ZM217 129H216V131H217ZM222 129H223V128H222ZM239 129L241 130V132H240ZM27 130H28V129H27ZM40 130H41V129H40ZM43 130H44V129H43ZM47 130H50V129H47ZM61 130H62V129H61ZM76 130H78V131H76ZM84 130H85V128H84ZM86 130L88 131V129H86ZM107 130H109V129H107ZM110 130H112V128H111ZM110 130H109V131H110ZM114 130H116V129H114ZM139 130H141V129H139ZM142 130H143V129H142ZM156 130H158V129H156ZM156 130H155V133H158V134H159L161 129L158 130L159 132H156ZM170 130H171V128H170ZM173 130H174V129H173ZM184 130H185V129H184ZM205 130H206V129H205ZM205 130H203V131H205ZM212 130H209V132L211 133ZM236 130H237V131L239 130V133H240V134H239L238 132H236ZM253 130L255 131V130H257V128H255V129H253ZM33 131H34V133L37 132V130H36V131L33 130ZM75 131H76V132H75ZM81 131L84 132V134L91 133V131H89V132H86V131H83V130H81ZM109 131H108L107 133H109ZM120 131H122V130H120ZM213 131H215V130H213ZM216 131L213 132L212 134L215 133L214 136L217 138V136H216ZM38 132H39V131H38ZM47 132H48V131H47ZM49 132H51V131H49ZM56 132H58V131L56 130ZM85 132H86V133H85ZM95 132H94V133H95ZM144 132H145V131H144ZM23 133H24V134H23ZM45 133H46V132H45ZM59 133H60V130H59ZM59 133H58V135H59ZM64 133H65V134H64ZM64 133H62V134L65 135L66 138H70V137H68V136H69V133H68V132H64ZM66 133H68V134H66ZM94 133H91V134L95 136L96 133H95V134H94ZM119 133L121 134V132L118 131V134H119ZM122 133H124V132H122ZM140 133H142V132H139V134H140ZM203 133H205V132H203ZM207 133H208V132H207ZM255 133H256V132H255ZM39 134H40V133H39ZM53 134H54V133H53ZM62 134H60L59 136H61ZM84 134L81 133V135H80L79 137H80V138L83 137L82 135H84ZM109 134H110V133H109ZM112 134H114V133H112ZM120 134H119V135H120ZM139 134H138V135H139ZM142 134H143V133H142ZM144 134H146V133H144ZM144 134H143V135H144ZM208 134H209V133H208ZM212 134H211V135H212ZM217 134H218V132H217ZM25 135H26V136H25ZM66 135H67V136H66ZM73 135H74V134H72V136H73ZM101 135H102V134H101ZM106 135H107V134H106ZM124 135H125V134H124ZM128 135L130 136V134H128ZM134 135H135V134H134ZM172 135H173V134H172ZM172 135H171V136H172ZM199 135H200V134H199ZM234 135H233V136H234ZM37 136H38V135H37ZM40 136H41V135H40ZM75 136H76V135H75ZM75 136H74V137H75ZM102 136H103V135H102ZM113 136H115V135H113ZM129 136H128V137H129ZM141 136H142V135H141ZM144 136H145V135H144ZM153 136H154V135H153ZM156 136H157V135H156ZM201 136H202V134H201ZM209 136H210V135H209ZM212 136H213V135H212ZM230 136H231V135H230ZM233 136H232V137H233ZM22 137H23V138H22ZM24 137H25V138H24ZM45 137L49 138L47 135H45ZM45 137H44V136H43V137L41 136V138H40V137H39V138H40V139H43V138H45ZM61 137L63 138V136H61ZM65 137H64V138H65ZM79 137L76 136V138H79ZM84 137H89V136H88V134H87V136L84 135ZM84 137H83V139H84ZM106 137H107V136H106ZM120 137H121V135H120ZM125 137H126V136H125ZM154 137H155V136H154ZM202 137H203V136H202ZM204 137H205V136H204ZM252 137H253L254 139H256L257 141L255 142L254 139L252 140ZM57 138H58V137H57ZM57 138H56V139H57ZM62 138H61V139H62ZM64 138H63V139H64ZM72 138H73V137H71V139H72ZM110 138H111V135H109V139H110ZM137 138H139V137H137ZM143 138L147 139L146 136L143 137ZM218 138H220V135H218ZM24 139H25V143H24V141H23ZM61 139H60V137H59V139H57V140L54 139V140L57 141V143H60L59 141H61ZM88 139H89V138H88ZM88 139L86 138V141H87ZM104 139H105V138H104ZM112 139H113V137H112ZM120 139H121V138H120ZM125 139H127V138H125ZM145 139H144V140H145ZM166 139H167V138H166ZM213 139H214V138H213ZM221 139H222V137H221ZM224 139H225V138H224ZM229 139H232V138L229 137ZM229 139L226 137V139H225L226 141H225V140H223V141L227 142ZM27 140H28V142H26ZM33 140H34V139H33ZM44 140L47 141L48 139H44ZM50 140L52 141V139H50ZM50 140L47 141V142H50L49 145H48V143H47L46 141L44 142V141L42 140V143L44 142V144H45L46 146H48V147H45L46 150H43V152H44V151L48 152L49 155H48V154H47V155L50 156V157H52V158L54 159V160L51 159L52 161H54V163H52V164H49V163H48L49 166H50V165H54V166H52L53 168L55 167V168H54L55 170H53V172L56 171L57 169H59V170H57L56 172L58 173V172L61 171V173H62V172L64 171L65 168H66V169H69V167H65L64 164L68 161L67 158L70 156V154H68V153L65 152L67 158L64 156L65 154L63 155V156L67 159V161L65 162L64 157H63L62 155H59V154H61V152L56 151V148H55V147H56V145H57V147H58V144L55 143L54 140H53L52 142H51ZM75 140H76V143H75V144H77V140H79V139H75V138L72 139L73 142H75ZM89 140H91V139H89ZM89 140H88V141H89ZM122 140H123V138H122ZM134 140H135V139H134ZM19 141H20V142H19ZM22 141H23V142H22ZM29 141H31V142L29 143ZM65 141H66V139H64V142H65ZM67 141H68L69 143L71 142V140H69V139H67ZM67 141H66V142H67ZM82 141H84V140H82ZM88 141H87V142H88ZM97 141H98V140H97ZM126 141H127V140H126ZM131 141H132V138H131ZM139 141H140V140H139ZM139 141L137 140V142H139ZM145 141H146V140H145ZM209 141H210V140H209ZM229 141H230V140H229ZM66 142H65V143H66ZM73 142H71V143H73ZM128 142H129V140H128ZM141 142H142V141H141ZM143 142H144V141H143ZM156 142H157V141H156ZM156 142H155V143H156ZM164 142H168V141H164ZM170 142H171V141H170ZM176 142H177V141H176ZM182 142H183V141H182ZM182 142H181V143H182ZM203 142H204V141H203ZM212 142H213V141H212ZM238 142H239V143H238ZM252 142H253L254 144H253ZM19 143H20V145H19ZM21 143H22V146H21ZM26 143H28L29 145L26 144ZM51 143H52L53 145H52ZM90 143H91V142H90ZM90 143H89V144H90ZM99 143H100V142H99ZM184 143H185V142H184ZM235 143H237V144H235ZM256 143H257V144H256ZM23 144H26V145H27V146L24 145V146L26 147V150H27V151H24V153L29 151V155H27V161H26V160H21V159H20V158L22 157V155L25 156V157H24V159H25V158H26V155H25L26 153L23 154V152H21V150L15 151V150L19 149L18 147H20V146L23 147ZM44 144H43V145H44ZM54 144H56V145L54 146ZM83 144H84V143H83ZM124 144H125V143H124ZM124 144H122V145L125 146ZM139 144H140V143H139ZM142 144H143V143H142ZM149 144H151V143H149ZM158 144H159V143H158ZM158 144H157V145H158ZM176 144H178V143H176ZM218 144H219V143H218ZM252 144H253V145H252ZM18 145H19V146H18ZM35 145H37V146H36L37 148L35 147ZM50 145H52V146H50ZM67 145H68V148H69V147H70V146H69L70 144H67ZM67 145L65 144V147H66ZM84 145H85V144H84ZM91 145H92V143H91ZM91 145H90V146H91ZM93 145H94V144H93ZM126 145H128V144H126ZM129 145H130V148H131V144H130V143H129ZM153 145H154V144H153ZM153 145H152V146H153ZM157 145H156V146H157ZM172 145H175V144H172ZM180 145H181V144H180ZM186 145H188V144H186ZM219 145H221V144H219ZM223 145L225 146V144H223ZM38 146H39L40 148H38ZM63 146H64V145H62V147H63ZM76 146H77V145H76ZM85 146L87 147V144H86ZM137 146H138V145H137ZM146 146H147V145H146ZM160 146H161V145H160ZM167 146H168V145H166V147H167ZM178 146H179V145H178ZM182 146H184V145H182ZM197 146H198V145H197ZM197 146H196V147H197ZM204 146H205V144H204ZM212 146H213V145H212ZM224 146H223V147H224ZM237 146H238V145H237ZM8 147H9V149L13 150L14 152H12L11 150H9ZM28 147H29V148H28ZM86 147H85V148H86ZM116 147H117V146H116ZM119 147H120V148H119ZM119 147H117V148H119V149L116 148L117 151L120 150V149H122V147H121L120 145H119ZM144 147H145V145H144ZM150 147H151V146H150ZM168 147H171V146H168ZM187 147H188V146H187ZM201 147H202V146H201ZM230 147H232V148L234 147V148L232 149V148H230ZM238 147H239V146H238ZM260 147H261V148H260ZM27 148H28V149H27ZM47 148H48L49 150H48ZM77 148H80V149H81V147H79V146L76 147V149H77ZM88 148H89V147H88ZM88 148H87V149H88ZM135 148H136V146H135ZM135 148H134V149H135ZM145 148H146V147H145ZM154 148H156V147H153V148H152L153 152H154V150H155ZM161 148H162V146H161ZM161 148H160V149H161ZM181 148H183V147H181ZM207 148H208V147H207ZM207 148H206V149H207ZM211 148L213 149V147H211ZM215 148H217V149H215ZM220 148H221V147H220ZM220 148H219L218 146H217V147H216V146L214 147V149H215L216 151L219 150ZM224 148H225V147H224ZM229 148H230V151H229ZM20 149H21V148H20ZM23 149H25V148H23ZM23 149H22V151H23ZM58 149H59V147H58ZM66 149H67V147H66L65 149L62 148V152L64 153V151H65ZM73 149H74L73 147H72V148L70 147V148L67 149L66 151H69V153H74V152H75L74 155L78 154V151H77V152L75 151L76 149H75L74 151H71V152H70V150H73ZM83 149H84V148H83ZM96 149H97V148H96ZM98 149H99V148H98ZM138 149H139V148H138ZM142 149H143V148H142ZM168 149H169V148H168ZM172 149H175V148H172ZM204 149H205V148H204ZM206 149H205V150H206ZM231 149H232V150H231ZM47 150H48V151H47ZM81 150H82V149H81ZM81 150L79 151V153L82 154V155H81V156H83L82 158H81V156H76V157H75L73 154L71 155V156H74V157H75V158L73 157L74 159L70 157L71 159L74 160V161L72 160V161L74 162V163H72V165H71L72 167H73V164L78 165L79 163H81L82 159H83V158L85 159V156H86V155H89V154H86V155L84 154V155H85V156H84V155H83V153H84L83 151H86V152H87V150H82L83 153H81ZM88 150H90V149H88ZM93 150H94V149H93ZM111 150H113V148H112ZM124 150H125V149H124ZM124 150L122 149V152H120L121 154L119 153V155H118V154L116 153L117 155H115V151H116V150L114 149V151H113V152H114V155H115V156H113L114 159H115L116 156H117L116 159H118V158L120 159L119 156L124 157V156L126 155V153L128 152L129 149H128V150L126 149L127 152L124 151ZM147 150H148V149H147ZM149 150H150V153H151V149H149ZM149 150H148V151H149ZM209 150H210V149H209ZM222 150H223V149L219 150L220 152H219V151H218V152H215L216 154H214V156L217 155V158L219 159V157L222 156L221 153H222V154L224 153V152H222ZM41 151H42V150H41ZM107 151H108V150H107ZM109 151H110V150H109ZM123 151H124V153H123ZM160 151H161V150H160ZM160 151H157L156 153H159ZM173 151H174V150H173ZM211 151H212V150H211ZM213 151H214V150H213ZM213 151H212V154L214 153ZM257 151H258V152H257ZM10 152H11L12 154H11ZM37 152H38V154L36 155L35 153H37ZM37 152L35 151V153H33V156H34V155L38 156V157L40 158V160H39V159H36V160H35V159H34L35 156H34V158L32 157V158H33V159H32V162L30 161V163H28V164H31L32 166H31V165H27V166L29 167V168H27L28 171L32 169L31 174L28 173V175L30 174L31 176L29 175V177L33 178V177H32V174H34V175L37 174L36 177L38 176L39 179H41V178L44 179V177H41V178H40L41 174H42V176H43L44 173L46 174V176H51V174L47 175V174L51 171V168H50L49 166L46 168V166H47L48 164L45 166V163H47V162H46L47 157L45 158V156L43 155V154H45V153H43V152H39V151H37ZM86 152H85V153H86ZM90 152H91V151H90ZM113 152H112V153H113ZM118 152H119V151H118ZM145 152H146V151H145ZM164 152H167V151H164ZM170 152H171V151H170ZM40 153H41V156H42V155L44 156V157L42 156V158H45V163H44V160H43L42 163H41V157H40V155H39ZM42 153H43V154H42ZM87 153H89V152H87ZM133 153H135V152H133ZM146 153H149V152H146ZM150 153H149V154H150ZM168 153H169V152H168ZM175 153H176V152H174V154H175ZM203 153H204V152H203ZM206 153L209 154L208 156H210V152L208 153V151H206ZM27 154H28V153H27ZM107 154H108V153H107ZM141 154H142V153H141ZM149 154H148V155H149ZM163 154H164V153H163ZM163 154H161V153H160V154H156V156L162 155V156L164 157L165 154H164V155H163ZM166 154H167V153H166ZM174 154H173V156H174ZM198 154H199V153H198ZM212 154H211V156H212ZM58 155H59V156H58ZM67 155H68V156H67ZM78 155H79V154H78ZM90 155H91V154H90ZM139 155H140V154H139ZM151 155H152V154H151ZM151 155H150V156H151ZM168 155H172V153H170V154H168ZM168 155H167V156H168ZM201 155H202V154H200V156H201ZM218 155H221V156L218 157ZM223 155H224V154H223ZM225 155H224V156H225ZM230 155H231V156H230ZM249 155H251V154H249ZM108 156H109V155H108ZM126 156H128V155H126ZM204 156H205V155H204ZM206 156H207V155H206ZM211 156H210V158H212V157L214 158V156H212V157H211ZM224 156H222V159H223ZM246 156H248V155H246ZM38 157H36V158H38ZM77 157H78V158H77ZM86 157H87V156H86ZM110 157H111V156H110ZM151 157H152V156H151ZM151 157H149V158H151ZM159 157H160V156H159ZM163 157H162V159L165 160V158H163ZM177 157H178V156H177ZM196 157H197V156H196ZM225 157H226V156H225ZM225 157H224V158H225ZM251 157H252V156H251ZM95 158H96V157H95ZM108 158H109V157H108ZM129 158H130V157H128V159H129ZM156 158H157V157H156ZM171 158H172V157H171ZM198 158H199V155H198ZM201 158H202V157H201ZM210 158H209V159H210ZM215 158H216V157H215ZM258 158H259V157H258ZM18 159H19V160H18ZM71 159H70V161H71ZM84 159H83V160H84ZM91 159H92V158H91ZM119 159H118V160H119ZM137 159H138V158H137ZM146 159H147V157H146ZM159 159H160V158H158V161H159ZM162 159H161V160H162ZM173 159H174V158H173ZM192 159H193V158H192ZM199 159H200V158H199ZM204 159H205V157H204ZM218 159H215V160H218ZM227 159H228V158H227ZM227 159H226V160H227ZM234 159H235V158H234ZM234 159H233V160H234ZM254 159H255V158H254ZM256 159H257V158H256ZM261 159H262V158H261ZM20 160L22 161L21 164H19ZM30 160H31V158H30ZM33 160H34L35 162H34ZM47 160H48V159H47ZM92 160H93V159H92ZM92 160H91V161H92ZM121 160H122V159H121ZM129 160H131V158H130ZM135 160H136V159H135ZM140 160H142V159L140 158ZM151 160H152V159H151ZM161 160H160V162L164 161V160H162V161H161ZM167 160H169V158H168ZM197 160H198V159H197ZM213 160H214V159H213ZM213 160H212V161H213ZM224 160H225V159H223V161H224ZM233 160H232V161H233ZM235 160H236V159H235ZM17 161H18V162H17ZM36 161H37V162H36ZM38 161H39V162H38ZM48 161H49V160H48ZM63 161H64L65 163H63ZM70 161H68V162L70 163ZM96 161H97V160H96ZM114 161H115V160H114ZM123 161H125V160L123 159ZM132 161H134V160L132 159ZM136 161H137V160H136ZM156 161H157V160H156ZM158 161H157V162H158ZM165 161H166V160H165ZM200 161H202V160H200ZM207 161H208V160H207ZM212 161H211V162H212ZM261 161H263V159H262ZM68 162H67V163H68ZM82 162H83V163H86L85 160L82 161ZM119 162H120V161H119ZM121 162H122V161H121ZM121 162H120V163H121ZM145 162H146V161H145ZM157 162H156V163H157ZM173 162H174V161H173ZM173 162H172V163H173ZM195 162H196V161H195ZM214 162H215V161H214ZM216 162H217V161H216ZM219 162H220V161H219ZM227 162H228V161H227ZM233 162H234V161H233ZM235 162H236V161H235ZM15 163H16V164H15ZM33 163H34V164L36 163V164H35L36 166H33ZM37 163H41V164H38V165H37ZM43 163H44V166H45L44 168L41 167V165H42ZM67 163H66V165H67ZM97 163H98V162H97ZM108 163H109V162H108ZM120 163H119V164H120ZM123 163H125V162H123ZM129 163L131 164L132 162H129ZM158 163H159V162H158ZM165 163H166V162H165ZM168 163H169V162H168ZM168 163H167V165H168ZM172 163H171V164H172ZM197 163H198V162H197ZM199 163H200V162H199ZM205 163H206V161H205ZM221 163H224V162H221ZM236 163H237V162H236ZM243 163H244V162H243ZM81 164H82V163H81ZM105 164H106V163H105ZM115 164H116V163H115ZM130 164H128V165H130ZM136 164H137V163H136ZM140 164H141V161H140ZM147 164H148V162H147ZM159 164H160V163H159ZM159 164H158V165H159ZM163 164H164V163H163ZM226 164L228 165V163H226ZM229 164H230V163H229ZM231 164H232V163H231ZM231 164H230V167H231ZM233 164H234V163H233ZM233 164H232V169H234V168L237 169L238 166H239V164H238V166H236L237 164L234 165V166H236V167H234ZM248 164H249V163H248ZM250 164H251V163H250ZM68 165H69V164H68ZM83 165H84V166H83ZM100 165H101V164H100ZM132 165H134V164L132 163ZM138 165H139V164H138ZM152 165H153V164H152ZM158 165H156V168H159V167H157ZM160 165H162V164H160ZM204 165H205V164H204ZM224 165H225V164H224ZM71 166H70V168H71ZM79 166H80V165H78L77 167L80 168ZM85 166H86V164H82V167H85ZM114 166H115V165H114ZM130 166H131V165H130ZM135 166H136V165H135ZM135 166H134V167H135ZM141 166H142V164H141ZM141 166H140V167H141ZM164 166H166V165H164ZM192 166H193V165H192ZM192 166H191V167H192ZM222 166H223V165H222ZM250 166H251V165H250ZM252 166H253V165H252ZM34 167H35V168H34ZM77 167H76V168H77ZM115 167H116V166H115ZM131 167H132V166H131ZM199 167H200V166H199ZM226 167H227V166H226ZM226 167H225V168H226ZM233 167H234V168H233ZM239 167H240V166H239ZM243 167H244V165H243V166L241 165V168H243ZM246 167H247V166H245L244 168H246ZM248 167H249V166H248ZM5 168H6V166H5ZM10 168L12 169V167H10ZM30 168H31V169H30ZM98 168H99V167H98ZM102 168H103V167H102ZM102 168H100V169L102 170ZM126 168H127V164H126ZM132 168H133V167H132ZM132 168H131V170H132ZM160 168H161V166H160ZM193 168H195V167H193ZM196 168H197V167H196ZM207 168H209V167H207ZM213 168H214V167H213ZM227 168H229V167H227ZM1 169H4V168H1V167H0V171L3 172L4 170H1ZM11 169H10V170H11ZM13 169H12V170H13ZM27 169H26V171H27ZM46 169H48V171H47V172H44V171H46ZM49 169H50V170H49ZM66 169H65L64 173H66L67 171H71V169H69V170H67V171H66ZM94 169H95V168H94ZM118 169H119V168H118ZM122 169H123V168H122ZM127 169H128V168H127ZM138 169H140V168H138ZM149 169H150V168H149ZM164 169H165V168H163V170H164ZM205 169H206V168H205ZM238 169H239V168H238ZM251 169H253V168H251ZM10 170H9V171H10ZM18 170H19V169H18ZM23 170H25V167H24ZM23 170H22V171H23ZM104 170H105V169H104ZM104 170H103V171H104ZM141 170H142V168H141ZM151 170H152V169H151ZM225 170H226V169H225ZM239 170H240V169H239ZM75 171L77 172V170L74 168V171H72V174H73V175L76 174ZM78 171H79V172H77V173L79 174V173H80V169H78ZM91 171H92V170H91ZM94 171H95V170H94ZM96 171H97V170H96ZM107 171H108V170H107ZM109 171H110V170H109ZM133 171H134V170H133ZM208 171H209V170H208ZM210 171H211V170H210ZM215 171H216V170H215ZM223 171H224V168H223ZM226 171H227V170H226ZM235 171H237V170H235ZM235 171H234V172H235ZM243 171H244V170H243ZM251 171H252V170H251ZM1 172H0V174H1L2 176H3V174H7V173H8L9 176H8V175H6L7 177H6V176H5V177L0 176V201L2 200L1 197H3L4 194H7L6 196L8 197V199H7V198H5V196H4L3 199L5 198V200H6V199H7V200H6V201H5V200H4V201L2 200L3 203H4V202L7 203V204L4 203V204H6V206H7V205H11V206H12V205H13V207H14V206L16 205V203H18V202H16V201H15V203H14L13 200H12L13 204L11 203V201H10V202H7V201L9 200V198H10V195L13 197V199H14L15 195H16V196H19V195H20L19 197H20V199L22 200V201H21L19 198H16V197H15L16 200L18 199L19 202L21 201V202H20V205H19V204H17V205L22 206V208H21V207H18L17 205H16L17 208H16V206L14 207V208H16L15 210H18V208H21V209H20V211H21V215H18V214H17V211H13L14 213L16 212L14 215L17 214V218H19V219L15 218L16 216L13 217V216H12L13 214L9 215L10 217H9V216L6 217V214H5V216H3L2 219H4V217H6V218H8V219H6V220H4V221H3V220H0V221H1V222H0V235H1V236H0V246H2V244L7 245V246H6V247H7V248H6V250H7L6 252H7V254H8V255H7V254L3 251V249H2L3 246H2V248L0 249V251H3L2 253H4L5 255H4V254H1L0 256L2 257V255H4V256H6V257H8V258L4 257L5 259H7V261H6L4 258H0V264H5V263H7V262L9 261V259H10V256H12L13 258H11L10 261H9V264H10L11 262L14 263L17 259H19L18 257H20V259H19V261H20V260L22 259L21 257H24L23 255L27 253L26 251L29 252V251L32 250V249H31L32 246L30 247L31 250H28V249H29L28 246H26V247H27V250H25V249H26V248H25V244H29V243L31 242V240H32V235L35 234V233L32 234V232H34V231L37 232L36 229H35V227L32 226V224H31V223H33V221L31 222V220H33V219H32L33 217L30 219V215H32L31 213L33 212V211H32V208H33V206H34L36 209H38V210H39V209L42 210V208H43V210H42L43 213H44V212L46 213V211H44V210H45L44 207H42V206H44V205H45V207H46V204H45L44 202H42V200H40V199H39V200L41 201V203H40V202H37V201L34 200V199H31V200L34 201V202L32 201V203H33L34 205L32 204V205H33V206H32V205L30 204V203H31V202H30L31 200H30L29 197H30L31 194L34 193L32 190H35V189H36L35 191L38 192L37 188L42 187V185H43L42 183H40V184H42L41 186H39V187H35V184H38L37 182L39 181V179H37L38 177L36 178L37 181L35 180L36 183H35V182H32V184H30L31 181H32L33 179L30 178L31 180H30V179L28 180L29 183H28V182H25V180L23 181V179H25V178H22V177H25V176H24L25 174H23V175H22V174H18V175H22V177H21V176H18L17 174H16L17 176H16V175H13V174H12L13 171H12V173H11V171L8 172V171H6V170L4 171L5 173H4V172L1 173ZM6 172H7V173H6ZM18 172H19V171H18ZM43 172H44V173H43ZM104 172L106 173V170H105ZM135 172H136V171H135ZM137 172L139 173V172H141V171H140V170H139V171L137 170ZM165 172H167V171L165 170ZM220 172H221V171H220ZM228 172H229V171H228ZM238 172H239V171H238ZM249 172H250V171H249ZM50 173H51V172H50ZM57 173H56V175H58ZM61 173L59 174V176L61 175ZM98 173L100 174L101 171H100V172L97 171V174H98ZM194 173H195V172H194ZM202 173H203V172H202ZM231 173H232V172H231ZM231 173H230V174H231ZM240 173H243V172H240ZM10 174L13 175L12 178L10 177V176H11ZM38 174H39V175H38ZM45 174H44V175H45ZM66 174H67V175H70V176L72 175V174H68V173H66ZM66 174H65V176H66ZM78 174H76V175H78ZM81 174H82V173H81ZM101 174H102V173H101ZM101 174H100V175H101ZM135 174H136V173H135ZM139 174H140V173H139ZM198 174H200V173H198ZM205 174H207V173H205ZM223 174H224V172H223ZM225 174H226V172H225ZM225 174H224V175H225ZM227 174H228V173H227ZM227 174H226V175H227ZM26 175H27V174H26ZM56 175H55V173H54V176H56ZM73 175H72L71 177L69 176L70 178L67 177L68 180H69V179H70V180L72 179L73 182H74V180L76 181V180H77L76 178H78L79 176L77 177V176L75 175V176H74L75 179H73ZM83 175H86V174H84V172H83ZM100 175H99V176H100ZM235 175H237V174H235ZM63 176H64V174L62 175V177H63ZM65 176H64V177H65ZM95 176H96V175H95ZM97 176H98V175H97ZM97 176H96V177H97ZM99 176H98L97 178H99ZM102 176H103V175H102ZM228 176H229V175H228ZM228 176H227V178L231 177V176H229V177H228ZM1 177H2V178H1ZM19 177H20V179H19ZM34 177H35V176H34ZM52 177H53V176H52ZM56 177H57V178H56ZM56 177H53V178H51V179H49L50 177H48V179H46L47 177H45V180H47V181L50 180V181H51V182H50L51 184H49V185H45V186L48 187V186H50V185H54L55 181L58 180V176H56ZM60 177H61V176H60ZM60 177H59V178H60ZM62 177L60 178V179H62V181H61V180H60V181H61V182H65V181L67 180V178L65 177V178H66V180H65V179H63ZM90 177H91V175H90ZM93 177H94V176H93V174H92V178H93ZM100 177H101V176H100ZM106 177H107V176H106ZM5 178H8V181H4V180H2V179H5ZM9 178H11V179H9ZM21 178H22V180H21ZM27 178H28V177H27ZM34 179H35V178H34ZM54 179H56V180H54ZM94 179H95V178H94ZM94 179H93V180H94ZM100 179H101V178H100ZM138 179H139V177H138ZM140 179H141V178H140ZM10 180H11V181H10ZM63 180H64V181H63ZM70 180H69V181H70ZM72 180H71V182H72ZM95 180H96V179H95ZM106 180H107V179H106ZM110 180H111V179H110ZM9 181H10V182H9ZM12 181H13V183H12ZM52 181H54V183H52ZM96 181H97V180H96ZM101 181H102V179H101ZM236 181H237V180H236ZM6 182H7V184H6ZM57 182H58V181H57ZM61 182H60V183H61ZM67 182H68V181H67ZM67 182H66V183H61V184L58 183V184H57L58 186H54V190H55V188H56V190H55L56 192H57V191H61V190L63 191V188H66V187H67V184H68ZM71 182H69V183H71ZM8 183H9V185H10V183H11L12 185L9 186ZM34 183H35V184H34ZM111 183H112V182H111ZM137 183H138V181H137ZM33 184H34V185H33ZM40 184H38V185H40ZM55 184H56V183H55ZM59 184H60V185H59ZM63 184H66V185L64 186ZM93 184H94V182H93ZM107 184H108V183H107ZM109 184H110V183H109ZM115 184H116V183H115ZM235 184H236V183H235ZM31 185H32V186H31ZM38 185H37V186H38ZM61 185H62L63 188H62V187L60 188ZM73 185H74V184H73ZM113 185H114V184H113ZM8 186H9V188H10V192H9V188H8ZM70 186H71V185H70ZM102 186H103V185H102ZM116 186H117V185H115V189H116V188H119L118 186H117V187H116ZM137 186H138V185H137ZM234 186H235V185H234ZM32 187H35V189H34V188L32 189ZM47 187H46V188H47ZM50 187H51V191H52L53 186H50ZM57 187L59 188V190H57V189H58ZM98 187H99V186H98ZM104 187H105V186H104ZM106 187H108V186H106ZM6 188H8V189H7L8 191L6 190ZM46 188H44V189L46 190ZM67 188L70 189L69 185H68ZM67 188H66V189H67ZM95 188H96V187H95ZM99 188H100V187H99ZM39 189H40V188H39ZM42 189H43V188H42ZM42 189H40L39 192H41ZM44 189H43V191H42L43 193H45V192H44V191H45ZM69 189H67V195L65 194V196H68V195H69V194H68L69 191L71 192V190H69ZM97 189H98V188H97ZM113 189H114V186H113ZM115 189H114V191H115ZM234 189H235V188H234ZM48 190H49V191H48ZM54 190H53V191H54ZM64 190H65V189H64ZM68 190H69V191H68ZM99 190H100V189H99ZM118 190H119V191L116 190L115 192H120V191H121V189H118ZM6 191H7V192H6ZM46 191L48 192V194H52V193L50 192V189H49V188H47ZM53 191H52V192H53ZM62 191H61V192H62ZM95 191H96V190H95ZM102 191H103V190H102ZM108 191L111 192V191H113V190L110 188V189H108ZM8 192H9V193H8ZM32 192H33V193H32ZM49 192H50V193H49ZM61 192H60V193L58 192V194L56 193L57 195H56V194H55V195L58 196L59 194H62V193H64V192L66 193V191H63L62 193H61ZM103 192H105V191H103ZM115 192H114V193H115ZM100 193H101V192H100ZM122 193H123V192H122ZM8 194H9V196H8ZM34 194H36V193H34ZM34 194H33V196L36 197V198L38 199V196H35ZM53 194H54V193H53ZM53 194L51 195V197H52V198H56V196L53 195ZM72 194H74V193H72ZM72 194H71V195H72ZM101 194H102V193H101ZM105 194L107 195L106 192H105ZM106 195H104V197H106ZM110 195H111V194H110ZM114 195H115V194H114ZM53 196H54V197H53ZM59 196H60V195H59ZM59 196H58V197H59ZM69 196H70V195H69ZM74 196H75V195H74ZM81 196L83 197V194H81ZM21 197H22V198H21ZM23 197H24V198H23ZM31 197H32V196H31ZM34 197H33V198H34ZM58 197H57V198H58ZM72 197H73V196H72ZM77 197H79V194L76 196V198H77ZM104 197H103V198H104ZM79 198H80V199H78V200H79L78 202H80V205H82V204H83V203H81V202H82V201H81L82 199H81V197H79ZM109 198H113V200H114V196H113V197H109ZM109 198L106 197V199L111 200V199H109ZM125 198H127V196H126ZM10 199H12V198H10ZM63 199H64V197H63V195H62V199L60 198V199H58V200H60V201L62 200L61 203L66 202V200L63 201ZM116 199H119V198H116ZM100 200H101V198H100ZM104 200H105V198H104ZM108 200H106V201L109 202ZM121 200H122V199H121ZM124 200H125V199H124ZM35 201H36V204H35ZM56 201H57V200H56ZM56 201H55V203L53 202V204H55V206L57 205V207H58V206L60 207V204L58 205V203H60V202H57V204H56ZM114 201H115V200H114ZM112 202H113V201H112ZM115 202H117V201H115ZM3 203L1 202L0 205L3 204ZM9 203H11V204H9ZM24 203H25V204H24ZM43 203H44V204H43ZM110 203H111V202H110ZM122 203H123V202H122ZM126 203H127V202H126ZM14 204H15V205H14ZM23 204H24V206H23ZM49 204H50V205H53V204H51V202H50ZM49 204H48V205H49ZM113 204H114V203H113ZM113 204L111 205V207H112V206L115 207V205H116L117 203H115L114 205H113ZM61 205H62V204H61ZM66 205H67V206H66ZM66 205H65L64 207L68 208L69 213H70L71 211H73V210H72V209H73V208H72V205H68V204H66ZM77 205H78V206H77ZM109 205H110V204H109ZM128 205H129V204H128ZM130 205H131V204H130ZM1 206H2V205H1ZM3 206H4V205H3ZM3 206L0 207V208H2L1 211H3V208H4ZM6 206H5V207H6ZM11 206H9V207H11ZM55 206H52V207H55ZM68 206H69L70 208H72V209H69ZM75 206H76L77 208L74 207V206H73V207H74V209H75V211H76V209H79V207H80V206H79V203H75ZM107 206H108V205H107ZM117 206H118V204H117ZM122 206H123V205H122ZM7 207H8V206H7ZM9 207H8V208H9ZM48 207H51V206H48ZM64 207H63V205H62L61 208H57V209H58V210H60V209L62 210ZM109 207H110V206H108V209L111 210V208H109ZM118 207H119V206H118ZM118 207H116V208L118 209ZM120 207H121V206H120ZM120 207H119V208H120ZM128 207H129V206H128ZM8 208H7V209H8ZM105 208H106V206H105ZM4 209H6V208H4ZM117 209H116V212H117ZM120 209H121V208H120ZM9 210H11V209L9 208ZM38 210H37V211H38ZM41 210H39V211L42 212ZM66 210H67V209L64 208V211H65V212H68V211H66ZM70 210H71V211H70ZM112 210L115 211L114 208H112ZM118 210H119V209H118ZM1 211H0V213H1ZM31 211H32V212H31ZM62 211H63V210H62ZM22 212H23V213H22ZM73 212H74V211H73ZM111 212H112V211H111ZM2 213L4 214L5 211H3ZM18 213H19V212H18ZM43 213H41V215H40L39 212H38V214H39L40 217H42V218H43V216H42ZM45 213H44V215H46ZM71 213H72V212H71ZM107 213H109V212H107ZM3 214H2V215H3ZM19 214H20V213H19ZM117 214H119V212H117ZM120 214H121V213H120ZM2 215H1V216H2ZM49 215H50V214H49ZM49 215H48V214L46 215V217L48 216L47 219H50L49 217L52 216V215H51V216H49ZM110 215H111V214H110ZM113 215H114V213L112 212V216H113ZM1 216H0V217H1ZM18 216H19V217H18ZM53 216H55V214H54ZM53 216H52V217H53ZM52 217H51V218H52ZM113 217H114V216H113ZM13 218H14V219H13ZM54 218H55V217H54ZM54 218H52V219L54 220ZM0 219H1V218H0ZM16 219H17V220H16ZM40 219H41V218H40ZM44 219H45V217H44ZM44 219H42V220H44ZM47 219L45 220V222H48V221L50 222V220L47 221ZM52 219H51V220H52ZM56 219L59 221L60 224L63 223L61 220H59V217L56 218ZM56 219H55L54 221L52 220L53 223H51L52 221L50 222L52 225L54 224V225H53L54 227H55V225L57 226V223H58V222H57V223H54V222L57 221ZM2 221H3V222H2ZM61 222H62V223H61ZM29 223L31 224L32 227H34V229L32 228V229L34 230V231H32V232L30 231V230H31V227H30V225H28ZM59 223H58V226H59ZM260 224H262V223H260ZM260 224H258V225H260ZM19 225H20V226H19ZM63 225H64V224H63ZM256 226H257V225H256ZM256 226H255V227H256ZM15 227H17V228L19 227L20 230H18V229L15 228ZM29 227H30V229H29ZM263 227H264V226H262V229H263ZM257 228H258V230H259V227H257ZM38 229H39V228H37V230H38ZM262 229H261V230H262ZM16 230H18V231H16ZM41 230H42V229H41ZM41 230L39 229V231H41ZM253 230H254V229H253ZM110 231L113 232V230L111 229V230L108 231V235H109V236L112 234ZM254 231H255V230H254ZM42 232H43V231H42ZM109 232H110V233H109ZM256 232H257V231H256ZM259 232H261V231H259ZM31 234H32V235H31ZM42 234H43V233H42ZM106 234H107V233H106ZM36 235H39L40 238L42 237L41 234H38V233H37ZM108 235H107V236H108ZM114 235H115V233H114ZM114 235H113V237H114ZM30 237H31V240L29 241ZM35 237H36V236L34 235V238H33L34 241H35ZM37 237H38V236H37ZM37 237H36V239H38ZM110 237H111V236H110ZM115 237H116V236H115ZM115 237H114V239H116ZM220 240H221V239H220ZM220 240H219V241H220ZM28 241H29V243H28ZM13 242H14V243L16 242V245H15ZM220 242H221V241H220ZM10 243H12L13 246H12V244H11V245L9 246V248H8V244H10ZM48 243H49V242H48ZM48 243H47V245H48ZM50 243H52V242H50ZM219 244H220V243H219ZM5 245H4V247H5ZM50 245H51V244H50ZM55 245H56V244H55ZM55 245H51V248H52V246H54L53 248H55L56 246L58 247V245H56V246H55ZM48 246H49V245H48ZM23 247H24V248H23ZM22 248H23L25 251H24V250H21ZM4 250H5V249H4ZM51 250H52V249H51ZM17 251H18V253H17V257L15 258L14 256L16 255V252H17ZM19 251H21V252L23 251V252H25V253L22 252V253H23V254H22V253L19 252ZM35 251H36V250H35ZM35 251H34V252H35ZM50 252H51V251H50ZM19 253H21L22 255L19 256V255H20ZM30 253H31V252H30ZM12 254H14V255H12ZM27 254H28V253H27ZM27 254H26V255H27ZM45 254H46V255L49 254V256H50V253H49V252H48V253H45ZM9 255H10V256H9ZM26 255H25V257H26ZM28 255H29V254H28ZM28 255H27V257H28ZM27 257L24 258V259H27ZM1 259L3 260V262H1ZM12 259H14V261H12ZM69 260H70V259H69ZM69 260H67V261H68V263H70V264L73 263V262H75L74 259H72V260H73L72 262H71V260H70V261H69ZM5 261H6V262H5ZM17 261H18V260H17ZM17 261H16V262H17ZM19 261H18V262H19ZM23 261H24V260L22 259V262L20 261L19 263H22V264H23L24 262L27 263L28 260H26V261H24V262H23ZM65 261H66V260H65ZM19 263H18V264H19ZM88 263H89V262H86V264H88ZM7 264H8V263H7ZM11 264H12V263H11ZM14 264H15V263H14ZM24 264H25V263H24ZM66 264H67V262H66ZM90 264H91V263H90Z\"/></svg>", "mask_w": 264, "mask_h": 264}]
</instances>
